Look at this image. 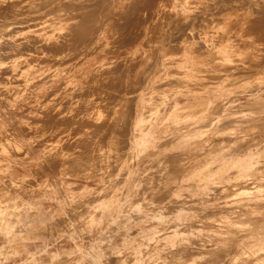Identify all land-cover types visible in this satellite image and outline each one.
<instances>
[{
    "label": "rangeland",
    "instance_id": "1",
    "mask_svg": "<svg viewBox=\"0 0 264 264\" xmlns=\"http://www.w3.org/2000/svg\"><path fill=\"white\" fill-rule=\"evenodd\" d=\"M37 1L39 3L43 0H41V1L40 0H33V1L31 0L28 3H30L32 6L30 4H27V3L21 4L18 7V10L20 9V7L25 5L28 7V8L26 7L27 12H25L26 11L25 8L22 7L21 9H24V10H21L22 13L17 12L19 14L17 15V13H16L15 15H17V16L14 15L15 17L13 16L12 18L16 20V19H19L20 17H18V16L21 15L22 19H19V20L24 21L25 17L26 18L28 17L27 19H30L29 17H31L32 14H35V13L31 12L30 10L32 8L34 9L33 6L36 5ZM84 1L85 0H83V2H82V0H81L83 6L85 4V6H84L85 8H88L89 6H91L92 9L94 7V9L99 10L101 13L97 12L100 14V15L98 14L99 15L98 16L96 11L93 9L95 12L92 11V13H89V14H87V13L85 14V12H84L82 14V12H83V11H81L82 9L80 10V12H79V10H77L78 8L80 9L83 7L82 5H80V3H81L80 0H68V1L65 0V2H68V3L74 2V4L77 3V5L79 2V5L81 6L80 7L78 5L79 7L77 8L75 5H72V3H71V4H69V6L72 5V6H70L71 10H69V8L66 10L67 12L71 11V13H75L77 11L79 14L78 15L76 12L75 17L78 16V18L74 19L73 21H75V20L79 21L80 25H79V23L76 25V28L74 29L75 31L73 29L70 30L73 37L70 36V34H71L70 32H67V30H64L65 28H63L66 25V20L64 21L61 18L58 19L57 15L47 16L46 17L47 19H48V17H50L48 19L49 21L46 18H44V20L47 21V23H49L50 26L47 25V28L45 27L46 29L44 28L41 32H37V34H38L37 36H36V32L34 34H30V33H33V32H31V30L37 29V28H33V27L24 29L23 31H21L20 34H19L20 31H17L18 29L16 30L15 27H12V28H14V30H13L14 32L9 33V34L12 33V35H7L6 33H8L10 31V29H12V28H9V29L3 28V25L5 24L6 21H8V22H6L7 24H14L15 26L25 24L26 22L22 23V21H19L18 23H15L16 21L13 20L12 18H5L4 19V18L0 17V19H1V21H0L1 22L0 23V29H1L0 30V32H1L0 33V51H2L4 48V50L2 51L4 54L2 52H0V55H1L0 56V59H1L0 69H1V71H3L2 74H0V82L5 81L6 80L5 77L7 75L9 76V79H7V81H9V82L5 81V82H7L6 84L4 82H1L3 84L0 83V85H3L2 87H0V89H1L0 93L6 94L5 92L9 90L8 89L9 87H13V85L14 86L18 85L17 87H13L15 89L10 88L11 95L9 93L10 90L8 91V94H6V96L3 94L5 97H7L6 99L3 95H0L1 99L3 98L5 101V104H6V106H5V104L4 105L2 104V103H4V101L3 102L0 101V145H1L0 146V174H1L0 175V179H1L0 184L3 180L8 181L7 179L19 180L23 176L31 178L30 180L25 181V183L23 184L24 187L28 186L27 190L24 187H22L23 185L22 186L20 185V187L23 188V189H20L19 185L17 187V185H13L10 182H9V184H10L9 186L11 188L8 186V184L6 185V182H2V184L4 183V185H5L4 188H8L7 193H6V189L2 190L3 188L0 187V189H1V191H0V218L1 217L8 218L10 221V223H9L10 226H12L14 229L11 238L6 237L4 234L5 233L4 231H2V232L0 231V235L2 238V240L0 241V244L2 245L5 243V246L3 247V249L0 253V264H19V260L21 258H27L28 264H77L75 262L76 260L79 259V256L77 254H74L73 256L68 255V254H62V256L58 257V259H54L55 261L58 260L57 262L52 261L50 263L49 262L45 263L44 258H40V257L36 258V256H32L31 254H28L27 252H28V250L35 248V245H41L44 241L49 244V247H48L49 250L54 251V250L60 249L62 252H66V253L70 252L71 250H73L75 248V242L68 238V234L70 232H72L76 236H80V237H78L77 242L79 244H83V241H84L83 238H86V236H88L89 232L92 231V229L101 220V218H104L102 221V226H104L105 231L107 233L105 235L103 241H102V246L105 249V254L103 255L102 259H103V263H105V264H116V263L117 264H125V263L126 264H148V263L152 264V262L154 264H161V263L163 264L165 260H166V262H165L166 264H171L172 260L174 261L173 264H176V262H177V264H183L184 262H185L184 264H186V263L187 264H193V263L194 264H196V263L197 264L198 263L199 264H206L207 262H208V264H264V224L258 223L257 221L255 222V219H252L253 216L254 217H264V206L262 205L264 203V186H263L264 185V160H261V159H264V147H263L264 142H262V141H264V138H263L264 137V135H263L264 134V132H263L264 131V114H260V113L255 112L257 110L255 105L259 101L264 103V99H262V98H264V93H263L264 92V65H263L264 61H262V60H264V55H263L264 54V43H263L264 42L263 41L264 40V38H263L264 34L262 33L264 31V29L262 27V26H264V24H263L264 17H262V16H264V6H263L264 0H259V1L255 0L256 5L254 4L255 3L254 0H251V1L245 0L248 2V4H247V2L245 4L244 0L243 1L242 0H239V1L236 0L237 2L235 0H233L234 4L232 1H229L230 3H228L227 6L225 5L226 7L223 6V12H222V7H221V10H219L218 8L212 7L214 3L219 4L218 0H205V2H204L205 6H204V4H202L203 3L202 0H201L202 3H201V1L199 2V0H197V2H196V0H191L190 4L193 6V4L196 3L197 5L196 6L194 5V6L196 9L198 8V11H199L200 3H201L202 7L200 6V8H203V9L200 10V12L201 11H202L201 13L204 12L203 13L204 17L202 14L200 19H198V17H199V15H201V13L198 12L196 9H194V6L192 7L191 5H189V0H187L188 4L184 3L183 1H182L183 2V4H182L181 0L180 1L177 0V2H176V0H174V1L173 0H159V4L161 6L158 4V2H156L158 0H154V1L151 0L149 2V5L151 6V8L149 7V5H147L148 0H147V3H146V0H142V2H141V0H111L110 1L111 3L109 2V0L108 1L105 0L108 3L104 2L103 0H101V1L98 0L99 1V3H98V1L95 0L97 2L96 4H98V6L95 5V3H92L94 0L93 1L92 0H89V1L86 0V3L88 5L87 7H86V3H84ZM131 1H132V3H131ZM134 1H135V3H134ZM164 1H166L167 4L164 3ZM171 1H172V3H171ZM155 2H156V4H154ZM173 2L175 4H173ZM185 2H186V0H185ZM210 2L211 3L213 2V3L211 4ZM2 3L4 5L5 1H3ZM137 3H138V6H140V4L143 5V6H140L141 8H139L140 10L138 11V13L136 11L138 8ZM176 3H178V4L181 3L182 5L180 4L178 6L179 8L177 7L178 9H176L175 7L178 5V4L176 5ZM231 3L234 6H232ZM241 3H242V5H241ZM258 3H259V5H258ZM99 4H100V6H99ZM130 4H131L132 8L130 7ZM164 4H166V6ZM171 4H173V5H171ZM235 4H236V7H235ZM253 4L255 5L256 8H259V11H261V12L263 11V12L262 13L255 12L256 10L258 11V9L253 8V6H254ZM58 5L60 6V4L56 1V2H54V4L50 5L51 7L49 6V8L55 9L53 7H58ZM184 5L186 7H184ZM237 5L238 6L241 5V6H239L241 8L239 9V7ZM30 6H31V8H30ZM69 6L66 3V7H69ZM73 6L77 9L72 10ZM159 6L164 10L159 9L160 8ZM172 6H173L174 10H173V8H171ZM180 6H183L182 8H185L184 9L185 12L181 11L183 9H181ZM95 7H97V8H95ZM98 7H101V8L98 9ZM133 7L136 10H134ZM207 7H209V8L207 9ZM104 8L105 9L107 8V9L105 10ZM127 8H128V11H129V8L136 11V12H133V10H130L131 15H134V16L130 17L131 15H129V17H128V14H130V13L126 10ZM145 8L146 9L149 8V11H146ZM186 8H188V11H186L187 10ZM225 8H229V10H231V11L233 10V13L231 14V12H229V10L225 9ZM234 8L237 10V12L235 10V13H234ZM88 9H90V8H88ZM122 9H124V10L122 11ZM217 9L219 10V12L217 11ZM18 10H16V11H18ZM160 10H162V12L165 11V12H163L165 14H163L162 12L160 13ZM190 10H193V11L190 12ZM194 10L197 11V14H196V11H194ZM73 11H75V12H73ZM90 11H91V9H90ZM125 11H127L128 13ZM141 11H143V12H141ZM156 11H157V13H160V14H158L159 16L157 15ZM180 11L183 13H181ZM209 11L212 13H210ZM225 11L227 14L225 13ZM122 12H125L123 14L125 16V19H124L123 15L121 16V18H119L120 15L122 14ZM144 12H146V13H144ZM147 12H149V13L153 12L154 14L149 15V14H147ZM186 12H189V13L186 14ZM214 12H215V14L213 15ZM217 12L220 14V15L218 14L219 17L217 15ZM135 13L137 16L135 15ZM140 13H142V14H140ZM169 13L172 14V16H174L173 14H175V16H174L175 19H174V17L170 16ZM193 13H194V15H192ZM209 13L211 14V16L209 15ZM229 13L231 16L229 15ZM241 13L245 17L241 16L242 15ZM145 14L149 15V16H147L148 18H145L146 17ZM179 14H181V15L179 16ZM224 14L226 15V17H224ZM260 14H262V15H260ZM93 15H94V17H92ZM101 15H102V17L99 18ZM143 15H145L144 16L145 22H144V20H142V19H144ZM154 15H157L158 17L154 16ZM160 15H162L163 17H160ZM186 15H187V17H186ZM196 15H198L197 18H196ZM205 15L207 18L205 17ZM208 15H209V18L211 17L210 21L213 19L211 22L208 21L209 20ZM56 16H57V19L55 18ZM80 16L81 17L84 16V17L81 19ZM135 16H136V18L139 16V18H137V20H135ZM151 16L152 17L154 16L156 19L154 20V17L152 19ZM177 16L178 17L185 16L186 19L185 18L183 19V17L180 18L181 19L180 21L182 22V24L185 25V26H183L184 29H183L182 25H179V24H178V26H181L182 29H179L180 27L178 28L177 23H181V22L179 21V18ZM189 16H192V17H189ZM254 16H255V18H254ZM52 17H54V18H52ZM86 17H87V20H86ZM90 17H92L94 19L96 17L95 21H93L94 19H92L93 22L91 20H89ZM126 17L128 20L126 19ZM216 17L219 21L216 19ZM26 18H25V20H26ZM97 18H98V20H97ZM166 18H167V20H166ZM193 18H195V20ZM205 18L207 20H205ZM234 18H236L237 21ZM239 18H240V22L242 21V23L240 24V22H239V24H237V25L234 24V26H235L234 27L232 22H230V21H232V19H233V22L235 20V22L238 23ZM243 18H245L244 20H246L248 22H245L243 24V21H244ZM247 18H248V20H247ZM262 18H263V21H262ZM31 19H33V17H31ZM120 19L123 22H121ZM122 19L127 20V21H124ZM197 19L199 21L198 24H196ZM202 19H204L206 22H204V20H202ZM253 19L254 20L257 19V20L254 21ZM3 20H6V21L3 22ZM10 20H12V22ZM30 20H28V21H30ZM37 20H43V19H37ZM55 20H57V22ZM101 20H102V22H101ZM117 20H119V22ZM140 20H141V22H140ZM146 20H147V22H146ZM161 20L162 21L165 20L164 22L166 23V27L164 26L165 24ZM174 20H175V22H174ZM51 21H52V23H51ZM88 21L90 24H92V26L88 23ZM130 21H131V24H129V26H130L129 27L128 23ZM138 21L140 23V24L139 23L138 24L139 25L142 24V26H139L137 24ZM170 21H171V23H170ZM188 21L191 25H194V26L192 27L191 25H188V23L186 25V22H188ZM201 21H203V22H201ZM259 21H261V22H259ZM2 22H3V24H2ZM62 22H63V24H61ZM97 22L99 25L101 23L102 24L99 26V25H97ZM152 22H154V23H152ZM116 23H118V24H116ZM123 23H125V24H123ZM132 23H133V25H132ZM192 23H194V24H192ZM205 23L207 24L206 26H205ZM83 24L85 26H83ZM86 25H88L87 29H86ZM134 25L136 26V28ZM152 25H155V28ZM158 25L160 27H158ZM257 25H261L259 29H258L259 26L257 27ZM1 26L3 29L1 28ZM58 26L60 28H58ZM79 26H81V27L83 26L82 27L83 30H85V29L88 30V28H89V30L93 34L90 33L89 30H88V32L83 31L84 32L83 33L81 27L79 28ZM97 26H98V28H97ZM132 26H134V28ZM171 26H174L176 31L174 30L173 27L171 28ZM208 26H210V27H208ZM251 26H253V27H251ZM84 27H85V29H84ZM90 27L91 28L93 27L96 31L93 28L90 29ZM122 27H123V29H122ZM152 27L156 31L154 34L152 32L148 33L150 31V29L153 31ZM157 27L163 33L157 31L158 30ZM230 27L233 29H231ZM244 27H246V28H244ZM254 27H255V29H253ZM50 28H52V29L50 30ZM77 28L80 29L81 31L78 32ZM127 28H128V30H126ZM168 28L170 29L169 31H168ZM228 28H230V29H228ZM55 29H56V31H59V33H58V35H56L57 37L56 36L52 37L53 39L64 40L65 45L67 43L68 44L71 43L70 45L67 44L68 47L70 46L69 48L67 47V45L66 46L63 45V47H67L66 50L63 47L62 48L60 47V49H62V50H60L59 47L58 48L56 47L57 49L54 47L56 50H52V52L55 51L56 54L59 56H57L55 54V52H53L54 54L51 52L53 54L52 55L49 51L45 52V50H43V52H42V50H41V49H44V48H41L42 39L44 40L45 38L46 39L48 38L47 37L48 35H45V34L46 33L48 34V32H51ZM66 29H68V28H66ZM97 29H98V32H97ZM120 29H122V30H120ZM130 29H131V31H130ZM133 29H136V31H133ZM261 29H262V31H261ZM2 30H4V31H2ZM48 30H50V31H48ZM139 30H141L142 32H140ZM171 30H172V33H171ZM244 30H245V32H244ZM252 30L254 31V33L257 34V36H255L256 34L254 35V33H252L253 32ZM258 30H259V32H257ZM61 31H62V34H61ZM93 31L96 33L94 34ZM120 31H122L124 33V35H122L123 37L119 36L122 33ZM128 31H130V32H128ZM138 31L140 34H138ZM167 31H168L167 34H170L171 36L166 35ZM17 32H18V34H17ZM127 32H128L127 39H125L124 36H126ZM178 32H182V33H179L181 36L180 35L176 36V35H178ZM260 32H261V34H260ZM68 33H70V34H68ZM78 33L81 34L82 38H80L81 36H80V34L78 35ZM134 33L137 36H135ZM29 34L31 36L30 38H29ZM41 34H44L45 36L41 35ZM63 34H65V35H63ZM66 34H68V35L66 36ZM75 34H76V36L78 35V37H75ZM85 34L87 35V37H89V38H87L89 40L92 37L91 41L85 39L86 38ZM129 34H131L132 36ZM148 34L151 36V38L148 36ZM151 34L154 36H152ZM163 34H165L166 36L165 35L163 36ZM259 34H260V37L263 34L262 38H261L262 41H261V39L255 40L259 36ZM25 35H26V37H25ZM91 35H93V36H91ZM156 35H157V37H156ZM173 35L176 39L173 38ZM41 36H42V38H40ZM61 36L64 37L65 39L62 38ZM115 36L117 37L116 39H115ZM130 36H131V38L133 36L135 38L129 39ZM147 36H148V39H154V42H153V40L146 41ZM188 36L190 38H188ZM1 37H2V39H1ZM20 37L25 38V40L27 38H29V40H28V42H27V40L26 41L20 40L21 39ZM35 37L37 40H38V38H40V41L38 40L37 42H34V40H36ZM67 37L69 38L68 40H67ZM118 37H120V38H118ZM121 37H122V39H121ZM152 37H154V38H152ZM169 37H170V39H169ZM177 37L179 39L178 41H177ZM260 37H258V38H260ZM71 38L73 39V43H72V41L71 42L69 41ZM155 38H156V40H155ZM164 38H166V39L163 40ZM238 38H240V39L238 40ZM30 39L32 40V42ZM80 39L83 41V43ZM83 39H85V40H83ZM124 39H125V41H124ZM172 39H174V42L172 41ZM2 40H3V42H1ZM9 40L11 42H9ZM16 40H17V42H16ZM86 40L88 43L92 42V41L93 42H92V44L89 43V45H88V44H86L87 42H84ZM175 40H176L177 44L175 43ZM13 41H15V43ZM18 41L20 42V44ZM22 41H24V42H22ZM25 42H27V43H25ZM75 42L78 43V45L80 43L81 47H83L84 49L79 48L80 46L75 44ZM198 42L200 44H198ZM1 43H4V45ZM6 43H8V44L6 45ZM22 43H23V45H22ZM31 43H34V44L31 45ZM163 43H164V45H163ZM170 43H171V45H170ZM202 43H203V47H202ZM9 44H10V46H9ZM18 44H19V46L22 45V46H20L21 48L19 46H16ZM26 44H28V45L30 44L29 46L31 48L28 47L27 50H25ZM36 44H37V46L39 45L40 47L37 48ZM234 44H236L237 47H236V45L234 46ZM259 44H260V46H259ZM5 45H6V47H3ZM11 45L16 46L17 48L19 47L18 50H17V48L15 49L14 46L12 48ZM45 45H43L42 47H44ZM75 45H77V46H75ZM86 45H87V47H86L87 49L84 47ZM111 45H112V47H111ZM166 45L167 46L169 45V46L167 47ZM174 45H176V46H174ZM162 46H163V48H162ZM165 46H166V48H164ZM171 46H172V48H171ZM181 46H183V47H181ZM199 46H201V47H199ZM257 46L260 47V49H261V47L263 49L260 50V49H258ZM7 47L10 49L9 50L10 52L8 51ZM33 47L36 48L37 50L32 49ZM73 47H76V49ZM5 48L7 50H5ZM11 48H12V50H11ZM156 48L160 52L156 51ZM255 48H257L258 50ZM38 49H40L41 52H40V50L38 51ZM74 49L76 51H74ZM57 50L60 51L59 54H58ZM63 50H64V52H63ZM77 50H79V52ZM164 50H166V51H164ZM246 50H248V51H246ZM5 51H8V52L6 53ZM23 51H25V52H23ZM28 51L29 52L35 51V52H30L33 54V55H31ZM255 51L256 52L259 51L258 52L259 54L255 53ZM18 52L20 55L18 54ZM211 52L213 54H211ZM9 53H12L13 56H11L12 54L10 55ZM36 53H38V54L36 55ZM42 53H43L44 57L42 56ZM48 53H49V55H48ZM148 53H150V55H151L150 57L154 56V59H156L155 62L152 61L153 58H150L151 60L149 58H147L148 60L143 59L144 58L143 54H145V58H146V54H148ZM156 53H157V56H156ZM166 53H167V55H166ZM217 53H218V55H217ZM251 53H253V54H251ZM22 54L24 55V57ZM34 54L36 57L34 56ZM4 55L6 56V60H4L5 59ZM25 55H27V56H25ZM73 55H74V57H73ZM238 55L240 57H238ZM251 55H253V56L257 55L258 57L257 56L253 57ZM261 55H262V57H261ZM7 56L8 57L10 56V57L8 58ZM20 56H21V59H20ZM47 56H48L50 62L47 61L48 60ZM137 56H138V58H137ZM139 56H141V57H139ZM241 56L242 57L245 56V58L243 57L244 60L242 59ZM32 57L34 58V61L36 59L38 60L35 63L38 62V63H40V65L41 64H43V65L36 66L38 63L37 64L31 63V62H34ZM41 57H43V59H41ZM51 57L52 58L54 57V58L52 59ZM162 57H164V58H162ZM259 57H261L262 59ZM15 58H17V60H19V63H17L18 61H15L16 60ZM39 58H40V61H39ZM44 58L47 60H45ZM23 59L26 61H23ZM139 59H140V61H139ZM142 59L145 60V62L141 61ZM12 60H13V62H10ZM260 60H261V62H259ZM8 61L12 64H10ZM28 61L30 62L31 65L28 64L29 63ZM44 61H46V63ZM55 61H57V62L55 63ZM216 61L220 62L221 64L220 63L217 64ZM224 61H226V63ZM14 62H16L17 66H18V70H17V66ZM120 62H122L124 65ZM130 62H132V63H130ZM133 62H135L137 67L135 66V64ZM139 62L145 63V67H147V66L148 67L147 68L138 67ZM222 62H223V64H222ZM20 63H22L23 66H25V65H28V66L30 65V66H29V68H28V66H26V68H25L21 65L22 66L21 67ZM101 63H105V64L103 66H100ZM117 63H119V65ZM156 63H158V64H156ZM150 64H151V66H150ZM252 64H255V65H252ZM7 65H10V66H7ZM116 65H118V66H116ZM120 65H122L123 67ZM249 65L250 66L252 65V67H250ZM256 65L257 66L259 65V66L257 67ZM3 66H5L6 71H9L10 74L4 72L5 68H3ZM19 66H20V68L23 69V71L19 68ZM33 66H34V68H35V66L37 68L34 69ZM237 66H239L240 69L237 68ZM9 67H12V68L9 69ZM13 67H15V68H13ZM149 67H150V69H149ZM248 67H250V68H248ZM125 68H127V69H125ZM144 68L146 71L142 70ZM251 68H253V69H251ZM13 69H15V70H13ZM27 69H30V71H28ZM32 69L35 71H33ZM236 69H238V70H236ZM16 70L18 73L16 72V74H15ZM122 70H124V71H122ZM130 70H132L133 72ZM140 70H142V71H140ZM240 70H242V72ZM249 70L253 71V73L250 72ZM12 71H14V74H12ZM117 71L119 72V74ZM151 71H152V73H151ZM236 71L239 73H237ZM257 71H259V72H257ZM32 72H33V74H29ZM103 72H105V75L102 74ZM123 72H124V74H123ZM136 72H138L137 74L139 76L136 75ZM143 72H144V74H142ZM3 73H4V77L2 76ZM19 73H22V75L20 74L18 76L17 74H19ZM50 73H52L53 75ZM121 73L123 75H121ZM128 73L130 76L128 75ZM140 73L142 76L140 75ZM116 74H118L119 76H117ZM13 75H14L13 79H15V78L17 79L16 76H18V80H20L21 83H20V81L17 82L18 80H16V79L14 80V81H16L15 82L16 84L14 82L12 83L13 79L10 81V79H11L10 77H12ZM47 75H49V76H47ZM111 75L115 76V77L117 76L116 79H118V81L115 79V81L112 80L113 81L112 82L111 79L114 77H111ZM25 76H26V79L24 80ZM120 76H121V78H120ZM93 77H95V80L98 77L97 80L99 82L95 81L96 82L95 83L93 81L94 80ZM100 77H101V79H100ZM132 77H134V78H132ZM140 77H142V79ZM175 77H177L178 81L176 80ZM1 78H2V80H1ZM70 78H72V79H70ZM139 78H140V81L138 80ZM102 79L106 81L105 85L104 84L102 85V83L100 84V81L103 82ZM123 79H124V81H121ZM133 79H135V80H133ZM196 80H198L200 83H198V81H196ZM202 80H205V81L203 82ZM133 81L135 82V84H131V83H134ZM138 81H139V83H138ZM163 81H165V83ZM92 82H94V83H92ZM126 82H127V84H126ZM188 82H190V83H188ZM9 83H12V84H9ZM17 83H19V84H17ZM118 83L120 85H118ZM181 83L182 84L184 83V85L182 86ZM4 84H5V86H4ZM108 84H112V87H111V85L109 86ZM114 85H115V87H114ZM179 85H181V86H179ZM7 86H9V87H7ZM61 86H62V90H61ZM138 86H140V87H138ZM86 87L87 88L89 87V89L92 90V94H90L91 91L88 90ZM91 87H96V90H95V88H91ZM4 88H5V90H4ZM28 88H29V90H28ZM57 88L58 89L60 88L59 90L61 91V93L58 91ZM118 88L119 89L122 88V89L119 90ZM130 88H131V90H129ZM63 89H65V90H63ZM69 89H71V90H69ZM100 89H102V90H100ZM133 89H134V91H133ZM2 90H3V92H2ZM127 90H128V92H127ZM51 91H54L55 94H54V92H51ZM87 91L89 92L88 94H87ZM95 91H97V93ZM58 92L60 93V95H58ZM100 92H101V94L103 92H105L106 94L110 92L111 94L109 93V95L107 94V96H106V94H104V93H103L104 95L103 94L101 95ZM94 93H96V94H94ZM171 93H172V95H171ZM46 94H47V96H45L46 98L47 97L49 98V95H50L51 98H53V96H55L56 99L54 98L55 100H53V99L49 98L46 100V98L44 97V95H46ZM51 94H53V95L51 96ZM68 95H71V96H68ZM97 95H99L101 97L98 96V98H97L96 97ZM58 96H60V97L57 99ZM75 96H77V97L75 98ZM104 96H105V98H103ZM67 97H68V101H67ZM192 97L200 98V99H197L198 100L197 102H195L196 103L195 108H191V107L187 106ZM65 100H66V102H65ZM205 100H207L206 103L208 102L207 103L208 105H204V104H206ZM157 101L159 104L157 103ZM202 101L204 102V104ZM57 102H59L58 103L59 106H58ZM60 102H61V104L63 102L66 106L63 104L61 105ZM106 102L110 105L106 104ZM109 102H112V103H109ZM116 102H117V104H116ZM130 102L133 103L132 105H135V106H132ZM198 102H200L201 106L199 105ZM78 103H81V105H78ZM83 103H85V106L87 105L86 103H88L87 106H89V107L82 108L84 106V105H82ZM93 103L95 106L97 104L99 106H100V104H101V106H103V104L108 105V106H107V109H106V106H104L106 110H104V108L102 107L103 109L101 108L100 109L101 111L98 112V111L93 110V108L90 109L91 106L93 107ZM123 103H124V105H123ZM128 103L131 106L128 105ZM155 103L157 106L154 105ZM190 103H191V101H190ZM54 104L56 105V107H54ZM115 104L117 106H115ZM176 104H178V106H181L183 111H184V108L186 106L188 108H185L186 110L184 112L180 109V112L175 111V113H174L173 111H174ZM183 104H187V105L186 106L184 105V107H183L182 106ZM39 105H40V107L38 109ZM32 106H35V108H32ZM63 106H65V107H63ZM67 106H69V107H67ZM74 106H77V107H74ZM111 106H112V109L110 108ZM128 106H130L132 110L130 109V107L128 108ZM145 106L147 107V109H145L146 108ZM149 106H151L152 111L150 108H149L150 110L148 109ZM212 106H213V109H212ZM30 107L32 109H29ZM48 107H51V108L53 107L50 112H52L53 114H56V117L54 115V117H55L54 119H56V120L51 119V117H50V119L52 121L49 118H48L49 120H47V118H46L47 116L45 117V119H42V118L39 119L40 114L47 111L46 109ZM57 107H60V108H57ZM70 107L73 110L67 111V109L68 108L70 109ZM132 107L134 108V110ZM7 108H10V110ZM25 108H27L28 110ZM64 108H66V109L64 110ZM81 108H82V111H84V115H85V110L88 108V110H86V112L87 111L88 112L84 116L85 118L87 117L86 118L87 124L84 123L85 118L82 115L83 112L81 111ZM113 108L114 109L116 108V109L113 110ZM246 108H247V110H246ZM54 109H55V111L58 109H61V110H58V113L60 112L62 114V116H60L61 115L60 113L59 114L56 113L57 111L55 112ZM110 109L112 110L113 113L111 112ZM159 109H160V111H159ZM192 109L195 112L191 113ZM22 110L24 112H22ZM107 110L109 112L106 113ZM148 110L150 111L149 113H147ZM229 110H231V111H229ZM72 111H73V115L74 114L76 115V116L74 115L75 117L72 115V113H71ZM80 111H81V114H78V112H80ZM200 111L202 113H200ZM226 111H227V113H225ZM242 111L244 114L247 113L248 116H246L247 114L246 115L241 114ZM17 112H19V113L17 114ZM20 112H22L21 115H19ZM68 112H69L68 116H70L71 118H68L69 121L68 120L66 121V119H67L66 113H68ZM92 112H93V117L95 116L94 113L97 114V117L96 116L94 118L91 117ZM117 112H118V115H117ZM126 112H128V114ZM181 112H182V114H181ZM253 112L256 113L257 115L256 114L254 115ZM64 113L66 116L64 115ZM115 113H116V115H115ZM184 113H187V114H184ZM220 113L222 116H219ZM223 113L225 114V116ZM230 113H232L231 116H230ZM26 114L29 116H25ZM106 114L107 115L109 114V117ZM148 114H149V116H148ZM233 114L234 115L236 114L235 115L236 119H235V116ZM1 115H2V117H1ZM63 115L65 117H63ZM78 115L80 117L77 118ZM105 115H106V119L104 120L103 117ZM184 115H185V117H184ZM186 115L187 116L191 115L192 119H190L191 117H189V116L187 117ZM13 116L14 117L16 116V117L14 118ZM115 116H117L116 119H115ZM129 116H130V119H129L130 123H128L129 125L126 124V126H125V123L128 122L126 120L129 118ZM216 116H217V118L215 119ZM232 116H234V117H232ZM32 117H35L37 121L34 120L35 118H32ZM57 117H59V119ZM60 117H61V119H60ZM72 117L77 118L79 120V122L78 121L77 122L82 124V125H79L78 123H76L77 119L75 120V122H74V120L72 121V119H73ZM88 117H91V120L93 121V123L91 120H89L90 118L88 119ZM98 117L100 118V120H98L99 119ZM113 117H114L115 122L116 121H119V122L115 123L113 121ZM119 117L122 118V120ZM182 117H184V118H182ZM220 117L222 120L220 119ZM238 117H239V119H238ZM13 118L17 119V121L14 120ZM63 118L65 119V121L67 123L63 120ZM110 118H112V119H110ZM144 118H146V119H144ZM227 118L230 120V122ZM30 119H32L33 122ZM41 119H42V122H44L46 124H50V121H51V124H50L51 126H53L54 122L56 123V125H57V123H58V125H60L62 123V121L65 122L66 125L64 123H62L64 126L63 125H60V126H63V127L66 126V128L71 127L70 125H72V126L75 125L76 129L79 126H82L81 128L77 129L78 131H75L74 136L77 134L80 136V134H82V132L84 133V131H86V129H89V131L92 130L90 133L88 131H86L84 133V135L87 134V136H89L88 134H91L93 132V130L95 131V129H96V131H99L98 130L99 128H96V126L100 127L99 125L102 124L103 121H105V123H106L107 120L108 121L112 120L115 123V125H114V123L111 124L112 121H110L111 125H109V123L107 121L106 124L105 123L102 124L103 126L104 125L106 127L108 126L106 129H105V126H104V128L100 127V129L103 128V130H101L102 133H100L101 131H99L100 134H98L97 132H96L97 134L92 133L93 136L90 135L91 137H87L85 135L87 138H89V140H87V138L84 136V137H82L83 138L82 143L78 142L79 141L78 139H80V141L82 139L81 137L78 138V136L77 137L75 136L78 141L75 139V137H73V139L76 142H74V140H73V142H71V144L65 143V141H63L62 143H64V145L61 143L63 146H65L66 144L71 145V146L66 145V148L63 147V148H65V150H63V148L60 149L61 144L59 142H61V140H59V138H61V136H59V135H61V134H59V132L61 131V128H62V131L65 128L64 129H63V127L60 128V126L58 127V125L56 127V125L54 124L55 125V126H53L54 129L58 128V129L54 130L53 127H51L50 125L46 126L47 128L44 127L45 124L38 125L39 121L41 124ZM70 119H71L72 123L69 125ZM80 119L81 120L83 119V120L80 122ZM93 119L98 120L101 123H99L98 121H94ZM101 119H102V121H101ZM28 120L31 122V125L32 124L34 125L33 129H36L39 126L44 127L45 131H44V129H42V131L40 130L42 127L38 128L40 131L38 129H36L40 132V134H42L44 132L42 134V137L39 134H38L39 136L37 135L36 130L30 129V128H32V126L28 127V125L30 126V124H29L30 122L27 123ZM45 120H47V122L49 121V123L45 122ZM123 120L125 123L123 122ZM169 120H170V122H169ZM213 120H214L215 125H213L214 124ZM89 121H91L90 125L88 124ZM121 121H122V123H121ZM220 121L222 122V124ZM24 122L27 123L26 126H24L25 125ZM34 122L36 124L38 123L37 124L38 127L35 125ZM52 122H53V124H52ZM95 122H97V123H95ZM168 122L170 124L167 125ZM171 122H173V123H171ZM234 122H235V124H234ZM246 122H248L250 124V126ZM14 123H15V126H14L15 128L17 125L22 126L24 129H27L26 127H28L31 132H29L28 129H27L28 130L27 131V130H24L22 128L24 130V131L23 130L22 131L24 132L25 135L23 134V136H21V139L16 138L17 135L20 138L19 135L20 134L22 135L23 132L21 131L20 127H18V129H16V131L19 130V128H20L19 132L21 131L22 133L21 132L18 133V131L17 132L12 131V130H14V128L12 129V124L14 125ZM210 123H213V124H210ZM218 123H219V125H217ZM93 124L95 127L93 126ZM164 124L167 128L164 126ZM208 124H210L211 126ZM230 124H232V125H230ZM86 125H88V126H86ZM140 125H141V127H140ZM146 125H147V127H145ZM116 126L118 128H116ZM124 126H125V128H124ZM142 126H144L145 128L143 129ZM160 126H162V127H160ZM177 126L178 127L180 126V127L177 128ZM254 126H256V127H254ZM34 127H36V128H34ZM120 127H121V129H120ZM126 127H127V129H130V130H128L129 134L127 133ZM251 127H252V130H251ZM257 127H258V130H257ZM82 128L84 131H81ZM112 128L114 130L116 129V132L113 131ZM122 128H123V131H122ZM174 128H175V130H173ZM183 128H185V129H183ZM208 128L209 129L211 128V132L208 131L209 130ZM218 128H219V130L217 131ZM245 128L247 129V131H250V132H246ZM248 128H249V130H248ZM10 129H11V131H10ZM104 129H105V131H104ZM107 129L109 130L108 133H110L112 131L111 134H108V136H107V132H106ZM124 129H126V130L124 131ZM161 129L162 130L164 129V130L162 131ZM233 129H236V130H233ZM32 130L35 131L36 134L34 132H32ZM48 130H50V131H48ZM79 130H80V132H79ZM118 130L119 131L121 130L122 132L121 131L119 132ZM171 130L173 132H169ZM203 130H204V132H203ZM221 130H223V131H221ZM228 130H231L232 133L234 131V134H231L230 131H229V133H230L229 134ZM256 130L259 131V133ZM46 131H48V132H46ZM54 131L58 132V134ZM103 131L105 133H103ZM160 131H161V133L158 134ZM239 131H241L242 134H238V133H241ZM10 132H12V133L9 134ZM13 132L15 134L14 136L12 135ZM45 132H46V134L47 133L49 134V132H50V135L47 136L45 134ZM51 132L52 133L54 132V133L51 135ZM125 132L127 133V135L125 134ZM147 132L150 133V136L145 135ZM251 132H252V134L253 133L254 134L253 135L250 134ZM255 132H257V133L255 134ZM26 133H28L27 136H26ZM55 133L57 134V136H54ZM113 133H114L115 138H114V136H111V135H113ZM116 133H117V135H115ZM122 133L125 136H127V138H126L127 140L125 139V141L127 143H129L128 147H127V145H128L127 143H126V146H124V144H125L124 139H123V143L121 142L122 138H125V136H123V135L121 136ZM226 133L229 135H227ZM248 133H249V136L251 135L250 136L251 139L248 136ZM156 134H157V136H156ZM222 134L224 135L223 137H222ZM244 134L247 136L245 137ZM257 134H259L260 138L257 136ZM43 135H46V138L48 137L49 140H47L48 138L46 139L45 136L43 138ZM95 135H98V136L103 135L102 137L106 136L105 139L101 138V136H99V137L104 141L106 140L105 143H106V145L107 144L108 145L105 147H107L108 151L109 150H111V151L108 152L106 150V148L102 149L101 146H104L102 144H99V146L97 148L96 146L98 143L97 142L94 143V141H98L99 137H97V136L94 137ZM232 135H234L236 138L235 137L233 138ZM240 135H242L241 136L242 139L240 138ZM9 136H10V138H8ZM12 136H13V138H12ZM52 136H54L55 138H52ZM110 136L114 140L113 141L111 139V141H113L112 144L109 143V142H111L110 140L108 142V139L111 138ZM116 136H118L119 138ZM253 136H256V137L253 138ZM261 136H262V139H261ZM57 137H58V139H57ZM92 137H94L95 140H93L94 138H92ZM206 137H208V138L206 139ZM228 137H231V138L227 139ZM244 137L246 138V140ZM84 138H86L87 141ZM96 138H97V140H96ZM146 138L147 139L150 138V141L145 144ZM223 138L227 139V142H225L226 140H224ZM239 138L242 140V142L240 141ZM258 138L261 139V141ZM42 139L44 142L42 141ZM55 139H57V140H55ZM101 139H99V140L101 141ZM119 139H121V140L119 141ZM128 139L130 142H128ZM218 139L221 142H219ZM231 139L233 140L232 142H231ZM235 139H237V141ZM248 139H250V140H248ZM252 139H254V140L257 139V142L259 144L256 143V140H255V143H256L255 144ZM58 140H59V142H58ZM84 140H85V142H84ZM213 140L214 141L217 140L216 143L215 142L214 143L218 147H212V145L215 146V144L212 142ZM88 141L91 142V144H90L91 147H90ZM100 141H99V143L104 142V141L103 142L102 141L100 142ZM243 141H245V142L243 143ZM246 141H248V142L246 143ZM3 142L6 144L5 146L2 145ZM158 142H159V144H158ZM217 142H219V143L217 144ZM222 142H223V144H222ZM224 142H225V144H224ZM39 143H40V145H39ZM84 143H86V145L87 144L88 145L85 146L83 149H80L81 145ZM105 143H103V144H105ZM115 143H116V145H115ZM118 143H120L122 146L119 147ZM231 143H234V145L233 144L231 145ZM51 144H54L55 147H57V144H58V146L60 148L57 147L56 149L59 148L61 150V152H60V150L58 149L60 154H62L63 158H66V160L65 159L63 160V158L60 157L61 155H59V157H58V158H60V160H59L56 156L59 154V152L58 151H56L57 153L53 152L50 156L51 159H48L49 162L52 161L51 162L52 164L50 163V165H52V166H50V168H48L49 167V166L47 167V165H49L48 161L42 162L41 160H39L43 163V167L39 171L38 161L34 159V156L36 155V156L40 157L39 151L40 150L47 151V149L50 147ZM117 144H118V147H117ZM207 144H209V145L212 144V145L209 148L208 147L209 145H207ZM228 144H230L229 147H227ZM235 144H236V146H235ZM17 145H20V147ZM33 145H34V147H33ZM73 145L74 146L78 145V146H76V149H75V148H73L74 147ZM84 145H82V146H84ZM110 145L112 146V149L108 148V147H111ZM113 145H114V147H113ZM240 145L242 146V148H245V149L242 150V148L239 147ZM67 146L70 149H68ZM155 146H158L159 149L157 148V150H156V148H154ZM221 146H222V149H220ZM237 146H238V148H237ZM245 146H247V149ZM99 147L101 148V151H100ZM33 148H35V150ZM207 148H208V150H207ZM211 148H213V149H211ZM24 149H25V151H24ZM122 149L125 152H124L123 156H120L123 154ZM151 149L155 152L153 153V151ZM184 149L186 152L184 151ZM204 149H205V151H204ZM6 150H8V152H6ZM21 150H22V152H21ZM74 150H76V152L78 150H80V152H82V153H80L78 151L75 154ZM86 150L89 152V154L92 153V154H90L92 156H90L88 153H86L88 155L84 154V151H86ZM98 150L100 153L98 152ZM103 150H106V151H103ZM119 150H121V151H119ZM148 150L150 151L149 153H148ZM210 150H213V151H210ZM224 150H226V151H224ZM62 151H63V153H62ZM73 151H74V153H72ZM112 151H114L115 153L112 154ZM116 151H118L119 153ZM197 151H199V152H197ZM66 152L69 154V158L71 157L70 159H67L68 155H66L67 154ZM142 152H143V154H142ZM183 152L185 153V155L182 154ZM64 153H65V156H67V157L64 156ZM101 153L104 155H100ZM109 153H111L113 156H111V154H110V156H109L110 159L109 158L107 159L106 157L109 155ZM145 153L148 155H146ZM174 153H175V155H174ZM192 153L195 154V156L192 155ZM93 154H94V156H93ZM115 154H117V156ZM166 154L168 156H166ZM172 154L175 157H173V156L171 157ZM180 154H182V155H180ZM186 154H189V155H186ZM204 154H206V156ZM95 155L97 157H95ZM177 155H178V157H176ZM200 155H201V157H200ZM111 157H113V158H111ZM180 157H182V159ZM168 158H170V159L171 158H175V159L179 158L178 160L174 159L175 160L174 162H176L177 165H176V163L173 162L172 165H174V166H170V169H172V172H171L172 174L165 176L166 178L162 177L163 180L160 179V177H157L156 179H154L155 181H153V180H147L146 181L145 179H148L146 177H150L153 174L155 175L158 172V168H159L158 166H160V164L162 163V161L164 159H168ZM192 159H193V161H192ZM69 160H71V161H69ZM76 160L78 161V163L80 161L79 165L77 164V162H75ZM110 160H112V161H110ZM187 160L192 161V162L190 161L188 163V164L192 163V165L190 164L191 165L190 167L188 164H186ZM53 161H55L57 163V166L54 165L55 162H53ZM82 161H83V163H82ZM66 162L69 163L70 165L66 164ZM73 162H74V164H71ZM98 162H100V163H98ZM154 162H156V163H154ZM184 163H185V165H184ZM219 163H221V164H219ZM81 164H84L85 167L82 166V167H79L76 169V167L80 166ZM178 164L179 165L182 164L181 165L182 167L179 166ZM59 165H61V167L63 169ZM73 165H76V166H73ZM55 166L57 169L54 168ZM214 166H216V167H214ZM35 167H37V169ZM44 167H45V169H44ZM74 167L76 170H74ZM114 167L116 170L113 169ZM171 167H176L178 170L179 169H181V170L178 171V170H176V168H171ZM184 167L185 168L187 167V168L185 169ZM124 168H125L126 172H125ZM140 168H142V169H140ZM209 168H211V169H209ZM213 168H215V169H213ZM50 169H52V170H50ZM68 169H70V170H68ZM71 169L73 171H75L74 174H72ZM174 169H175V172H173ZM183 169H184V171H183ZM207 169L209 171H207ZM60 170L61 171L66 170V171L61 172ZM109 170H110V172H106ZM154 170L156 171V173ZM41 171H42V175L44 176V178H43V176H41V174H39V172L41 173ZM151 171L152 172L154 171V172L152 173ZM76 172H77V174H76ZM91 172H93V173H91ZM119 172L122 175H120ZM148 172H150V174H148ZM186 172H187V174H185ZM206 172L207 173L209 172V173L207 174ZM35 173H36V176H35ZM37 174H39V175H37ZM202 174H204V175H202ZM138 175H140L142 177H140ZM175 175L178 178H176ZM179 175H180V177H179ZM222 175H224V176L227 175V177L224 178V176H222ZM237 175L239 178H237ZM257 175H258V178H257ZM262 175H263V178H260V177H262ZM174 176L176 179H174ZM244 176H245V178H244ZM255 176H256V178H255ZM36 177H37V180H39V181H37L35 179ZM122 177L124 178V180ZM39 178L42 180H40ZM115 178H116V180H115ZM169 178L172 179V186H171V180ZM241 179L245 180V182L242 181ZM251 179L253 182L251 181ZM122 180H123V182H122ZM156 180L157 181L159 180L158 181L159 183ZM237 180H239V181H237ZM112 181H115V182H112ZM150 181L151 182L153 181V182L151 183ZM162 181L165 184L170 183V185L165 186V184H163ZM221 181H222V184H221ZM235 181H236V183H234ZM216 182H218V185L220 183L219 187H218ZM223 182H225V183H223ZM145 183H147V184L145 185ZM111 184H112V187L110 188L109 186ZM153 184L155 186H153ZM161 184H163V185H161ZM173 184L174 185L176 184V185L173 186ZM210 184H212V185L210 186ZM214 184H216L217 187ZM232 184H236V185H232ZM77 185H79V186H77ZM150 185H151V188H149ZM156 185H157V187H156ZM158 185H159V187L163 186L166 188L167 193L163 194L165 199L164 198L162 200L157 199L155 197L156 195H154V192H152V189L158 188ZM231 185H232V187H231ZM12 186H13V188H12ZM29 186H30V188H29ZM31 186H32V188H31ZM107 186H108V188H107ZM145 186H146V188L148 187L146 190H145V188H143ZM33 187H34V190L37 189V190H35L36 193L33 190ZM62 187L66 189V192H63L61 190ZM113 187H115V188H113ZM215 187H216V189H215ZM221 187H222V190H221ZM224 187L227 189L224 190ZM242 187H244V188H242ZM256 187H257V189H256ZM104 188H106L105 191L109 190L107 192L108 194L105 191H104L105 193L103 192ZM135 188H136V190H135ZM237 188L238 189L240 188V189L238 190ZM29 189H31L32 191ZM95 189H99L100 191L96 190V192H95L94 191ZM241 189H242V191H241ZM12 190H13V192H12ZM20 190L23 192H21ZM235 190H236V192L239 191L238 192L239 195L238 194H236V195H229L228 194L231 191H235ZM250 190L252 192H250ZM3 191H5V192H3ZM93 191H94V193H92ZM112 191L115 192L114 195H113ZM240 192H242V193L240 194ZM101 193L105 196H103ZM201 193H203L204 195L203 194L201 195ZM64 194H65V196H64ZM147 194H149V195H147ZM9 195H11V196H9ZM93 195L94 196L96 195L95 198ZM108 195H111V196H108ZM150 195L153 196V198ZM3 196H5V198ZM12 196H14V197L12 198ZM16 196L20 197L18 199V201H16ZM67 196L71 197L72 202L67 201ZM146 196H148V197H146ZM80 197L83 199H80ZM204 197H206V198H204ZM151 198L153 199V201ZM172 198H174V199H172ZM191 198H193L194 200H192ZM198 198H199V200H196ZM208 198L210 200H208ZM131 199H133V200L131 201ZM186 199L188 201H186ZM203 199H206V201ZM200 200L201 201L203 200V201L200 203ZM130 201H131V203L133 202L134 204H130L129 203ZM183 201H185V203L186 202L187 203L185 204ZM28 202L31 204L28 205ZM81 202H83L82 203L83 205L80 204ZM87 202H89V203L86 204ZM192 202H193V204H192ZM256 202H258L261 206L259 205L260 206L259 207L258 203H256ZM69 203H70V205H69ZM72 204H73V206H71ZM85 204H86L87 208L84 207ZM108 204L113 206L114 217H111V219L114 221H111L108 218V212L110 210L107 211V207H105V205H108ZM127 204H129L130 206ZM166 204H171V205L173 204L172 205L173 208H171L169 211V208L167 206H165ZM81 205H82V207H81ZM185 205H187L188 208H187V206L185 208ZM228 205H229V209L227 207ZM235 205L239 206L237 208L239 211H237V209H234ZM189 206H193V207L191 208ZM199 206H200V208H199ZM219 206L223 207V208L221 209ZM174 207H177V208H174ZM230 207H233V208H230ZM251 207H253V209ZM165 208L167 210H165ZM19 209H20V211H19ZM82 209H83V211H82ZM96 210H99V211H97V214L95 213ZM217 210H219V211H217ZM233 210H234V212H233ZM93 212L96 214V216L94 215L95 217H97L96 219H94V216H91ZM210 213H212V214H210ZM202 215H204V216H202ZM216 215H218V216H216ZM129 216H131L132 219H134V220L129 221L128 220ZM62 217H64V219H62ZM198 219H201L202 221L201 220L199 221ZM213 219H215V220H213ZM58 220H60V222ZM81 220L84 223H81L82 222ZM196 220H197V222H195ZM205 220H207L208 222L204 223L203 221H205ZM209 222H210V224H209ZM211 222L214 225L213 227H212ZM193 223H196L197 225L194 224V225H196V226H194ZM43 224H45V225H43ZM82 224H84V226ZM173 224H175V225H173ZM191 224L193 227L191 226ZM200 224H202L204 227ZM53 225H54V228L52 227ZM189 225H190V227H189ZM199 225H200V227H199ZM205 225H206V227H205ZM177 226H178V228H177ZM182 226H183V228H182ZM207 226H209V228ZM231 228H232V231L230 233H226V230L231 229ZM236 228H237V230H236ZM44 229H45V231H46V229L47 230L49 229V232L46 231L45 233H43ZM188 229H189V231H188ZM15 230H17V231L15 232ZM176 230H178V231H176ZM193 231H195V233H193ZM206 231L208 232L207 236H205ZM213 235L215 237H213ZM216 235L218 237H216ZM123 236L124 237L126 236V238H127L125 240V242L123 241V239H124ZM156 236H157V238H156ZM236 236L238 237V240H237ZM140 238L142 240H139ZM189 238H190V240H189ZM180 239H182V240L180 241ZM198 242H200V244ZM166 244H169V245H166ZM229 244H230V247H229ZM20 245H21V247H20ZM164 245L167 247V249H169V248L170 249L171 248L176 249L177 246L179 247V246L184 245V247L190 246V248L186 249L187 251L189 249L191 251H193V249H194L196 252L199 249V251L197 252V254H194L195 251L191 252L189 250V253L191 252L190 254L192 256L189 254L190 257L187 255L188 257L185 256L186 259L185 258L182 259V257H184V256H182V257L180 256L181 261H183V263L181 261H179L177 257H175L177 260L174 258H171L170 261H167L170 258H167L168 256L164 257V253L167 252V249ZM171 245H173V246H171ZM149 246H152V248H154V250ZM159 246L161 248H159ZM191 246H193V247H191ZM124 247H126V248H124ZM129 247H132V250H134V251H132L131 248H129ZM141 247H143L144 249ZM162 247H164V248H162ZM184 247L182 246V248H184ZM217 248H218V250H217ZM148 249H150L151 251L149 252ZM160 249H161V251H160ZM164 249L166 251L162 252V250H164ZM205 249H206V251H205ZM209 249H211L212 252L208 251ZM212 249H214V250H212ZM215 249H216V251H215ZM147 250H148V252H147ZM224 250H226V251H224ZM122 251L124 252V254ZM202 251L203 252L205 251V252L203 253ZM113 253H114V256L116 255L117 259L113 256ZM134 253H135V255H134ZM205 253H208V254H205ZM220 253L222 254V256L220 255ZM109 254H110V257L112 256L110 259L113 261H111V260L109 261ZM159 254H160V258L162 257L161 255H163V257H164V259H162L163 261L161 260L162 262L160 261ZM200 254H202V255H200ZM120 255H122V256H120ZM128 255H129V258H128ZM64 256L67 257V259ZM62 257H64V259ZM68 257H69V259H68ZM141 257H142V259H141ZM157 257L159 258V260H157ZM202 257L203 258L205 257L206 259L205 258L203 259ZM211 257H212V259H211ZM165 258H167V259H165ZM118 259L120 261L117 262ZM127 259H129V260L125 261ZM184 259H185V261H184ZM105 260H106V262H105ZM186 260H188V261H186ZM204 260H206L205 263H204ZM209 260H211V262ZM150 261H152V262H150ZM109 262H111V263H109ZM82 264H87V263L84 262Z\"/></svg>",
    "mask_w": 264,
    "mask_h": 264
},
{
    "label": "bare ground",
    "instance_id": "2",
    "mask_svg": "<svg viewBox=\"0 0 264 264\" xmlns=\"http://www.w3.org/2000/svg\"><path fill=\"white\" fill-rule=\"evenodd\" d=\"M3 1H5L4 5H3V3H2ZM30 1H31V0H0V17H1V18H4V19H5V18H12L17 12L22 13L21 10H24V9H21L22 7L25 8V10H26L25 12H27V8H28L27 6L23 5L22 7H20L19 10H18V7H19L21 4H23V3L30 4V3H28V2H30ZM32 1H33V0H32ZM40 1H41V0H40ZM56 1L60 4V6L58 5V7H53V8H55V9H51V8H49V6L52 5V4H54V2H56ZM67 1H68V0H67ZM88 1H89V0H88ZM88 1H87V2H88ZM92 1H93V0H92ZM97 1H98V0H97ZM100 1H101V0H100ZM103 1L106 2V3H108V2H107L108 0H107V1L103 0ZM110 1H111V0H109V2H110ZM150 1H151V0H148V3H147V0H146L147 5H149V2H150ZM153 1H154V0H153ZM173 1H174V0H173ZM178 1H180V0H178ZM182 1H183L184 3H186V4H188V3H187V0H186V2H185V0H181V2H182ZM190 1H191V0H189V5H191V4H190ZM200 1H201V0H199V2H200ZM202 1H203V3H202ZM202 1H201V3L204 4L205 0H202ZM229 1H232L233 4H234V1H233V0H218L219 4H218V3H216V4L214 3L213 6H212V5H211V6L214 7V8H218L219 10H221V7H222V12H223V6H225V5L227 6V4L230 3ZM235 1H236V0H235ZM238 1H239V0H238ZM242 1H243V0H242ZM244 1H245V0H244ZM247 1H248V0H247ZM247 1H245V4H246ZM250 1H251V0H250ZM254 1H255V0H254ZM257 1H259V0H257ZM69 2H70V1H69ZM80 2H81V0H80ZM82 2H83V0H82ZM82 2L80 3V5L83 6ZM90 2H91V1H90ZM104 2H103V3H104ZM129 2H130V1H129ZM139 2H140V1H139ZM141 2H142V0H141ZM156 2H158V4H159V0L156 1ZM156 2H155L154 4H156ZM168 2H169V1H168ZM176 2H177V0H176ZM183 2H182V4H183ZM194 2H195V1H194ZM196 2H197V0H196ZM220 2H221V3H220ZM236 2H237V1H236ZM261 2H262V1H261ZM261 2H260V3H261ZM37 3H38V1L36 2V5L34 4V5H35V6H33L34 9L32 8V9L30 10L31 12L35 13V14H32V16H31V17H33V19H31V17H29V18L31 19V20H30V19H27L28 17H27V18L25 17V18H26V20H25V18L23 17V18H24V21H23V20H19V19H22V18H21V15H19V16H18V17H20L19 19H16V20L13 19V18H12V19L16 21L15 23H18L19 21H22V23L26 22L25 24H21V25L15 26L14 24H7L6 22H8V21L3 20V22L6 21V22H5L6 25L4 24L5 26L3 25V28H4V29H9V28L15 27L16 30L18 29L17 31H20V32H19V34H20L21 31H23L24 29H26V28H30V27H33V28H37L38 30H37V29L31 30V32H33V33H30V34H34V33L36 32V36H37V35H38L37 32H41L45 27L47 28V25L50 26V24L47 23V21L44 20V18H46L47 16H50V15H54V16L57 15V16H58V19L61 18V19H63L64 21L66 20V25H65V27H63V28H65L64 30H67V32H70L71 29L74 30V29L76 28V25L79 23V21H76V20L73 21L74 19H77V18H78V16L75 17V16H76L75 14H76L77 11H76V12L73 11V12H75V13H71V11H69V10H71V9H70V6H72V5H75V6L78 8V7L80 6V5H79V2H78V5H79V6L77 5V3L74 4V2H73V3L71 2L72 5L69 6V4H71V3L65 2V0H43V1L39 2L38 4H37ZM66 3L68 4L69 7H66ZM84 3H86V0L84 1ZM92 3H95V5L98 6V4H96L97 2H96L95 0H94ZM98 3H99V1H98ZM103 3H102V4H103ZM110 3H111V2H110ZM131 3H132V1H131ZM134 3H135V1H134ZM146 3H145V4H146ZM151 3H152V2H151ZM164 3H166V1H164ZM169 3H170V2H169ZM171 3H172V1H171ZM201 3H200V6H201ZM210 3H211V2H210ZM212 3H213V2H212ZM212 3H211V4H212ZM100 4H101V3H100ZM100 4H99V6H100ZM143 4H144V3H143ZM158 4H157V5H158ZM162 4H163V3H162ZM166 4H167V3H166ZM166 4H164V5L166 6ZM173 4H175V3L173 2ZM173 4H171V5H173ZM177 4H178V3H176V5H177ZM180 4H181V3H180ZM180 4H178L176 7H175V6H174V7H175L176 9H178V8H179L178 6H179ZM182 4H181V5H182ZM233 4L231 3L232 6H234ZM247 4H248V2H247ZM254 4L256 5V1H255ZM254 4H253V5H254ZM30 5H31V4H30ZM91 5H92V4H91ZM103 5H104V4H103ZM105 5H106V4H105ZM128 5H129V4H128ZM128 5H127V6H128ZM157 5H156V6H157ZM159 5H160V4H159ZM189 5H188V6H189ZM194 5L196 6L197 4L195 3V4H193V6H194ZM209 5H210V4H209ZM229 5H230V4H229ZM241 5H242V3H241ZM241 5H239V6H241ZM243 5H244V4H243ZM249 5H250V4H249ZM253 5H252V6H253ZM255 5L253 6V8H256ZM258 5H259V3H258ZM24 6H25V7H24ZM31 6H32V5H31ZM31 6H30V8H31ZM84 6H85V4H84ZM84 6H83L82 8H80V9H79V8L77 9V8H75L74 6H73V8H72V7H71V8H72V10H73V9H77V10H79V12H80V10L82 9V10H81V11H83L82 14H83L84 12H85V14H86V13L89 14V13H92V11H94V10L96 11V13H97V12H100L99 10L94 9V7H93L94 5L92 6L94 10L91 8V6L88 7V8L91 9V11H90V9L85 8ZM87 6H88V5H87V3H86V7H87ZM135 6H136V5H135ZM137 6H138V3H137ZM140 6H143V5L140 4ZM140 6H138L137 10L134 9V7H133V9L136 10L137 13H138V11L140 10L139 8H141ZM144 6H145V5H144ZM152 6H153V5H152ZM160 6H161V5H160ZM160 6H159V7H160ZM191 6H192V5H191ZM191 6H190V7H191ZM193 6H192V7H193ZM195 6H194V9H196ZM198 6H199V5H198ZM198 6H197V7H198ZM200 6H199V11H198V8L196 9L198 12H200V10L203 9V8H200ZM204 6H205V4H204ZM226 6H225V7H226ZM237 6H238V5H237ZM239 6H238V7H239ZM263 6H264V4H263ZM263 6H262V7H263ZM26 7H27V8H26ZM50 7H51V6H50ZM80 7H81V6H80ZM103 7H104V6H103ZM105 7H106V6H105ZM130 7H131V4H130ZM147 7H148V6H147ZM149 7L151 8L150 5H149ZM153 7H154V6H153ZM177 7H178V8H177ZM180 7H181V9H183V10H181V11L185 12V11H184L185 8H182L183 6H180ZM184 7H186V6L184 5ZM192 7H191V8H192ZM201 7H202V6H201ZM235 7H236V4H235ZM238 7H237V8H238ZM68 8H69V10H68L69 12L66 11ZM95 8H97V7H95ZM99 8H101V7H98V9H99ZM107 8H108V7H107ZM107 8H106V9H107ZM131 8H132V7H131ZM142 8H143V7H142ZM169 8H170V7H169ZM171 8H173V6H172ZM188 8H189V7H188ZM188 8H186V9H187L186 11H188ZM191 8H190V9H191ZM208 8H209V7H207V9H208ZM229 8H230V7H229ZM229 8H225V9H228V10H229ZM240 8H241V7H239V9H240ZM102 9H103V8H102ZM102 9H101V10H102ZM104 9H105V8H104ZM106 9H105V10H106ZM112 9H113V8H112ZM133 9H130V8H129V11H128V8L126 9V10L130 13V14H128V17H129V15H131L130 10H133ZM159 9H162V8L160 7ZM192 9H193V8H192ZM218 9H217V11L219 12ZM239 9H238V10H239ZM256 9H258V11L256 10L255 12H259V13H262V12H263V11H262V12L259 11V8H256ZM16 10H18V11H16ZM123 10H124V9H122V11H123ZM134 10H133V12H136V11H134ZM145 10H146V11H149V8H147V9L145 8ZM162 10H164V9H162ZM162 10H160V13L162 12ZM173 10H174V8H173ZM196 10H194V11H196ZM228 10H227V11H228ZM235 10H236V9L234 8V13H235ZM20 11H21V12H20ZM30 11H29V12H30ZM95 11H94V12H95ZM102 11H103V10H102ZM110 11H111V10H110ZM127 11H125V12H127ZM143 11H144V10H143ZM143 11H141V12H143ZM153 11H154V10H153ZM158 11H159V10H158ZM176 11H177V10H176ZM181 11H180V12H181ZM191 11H193V10H190V12H191ZM197 11H196V14H197ZM205 11H206V10H205ZM239 11H240V10H239ZM105 12H106V11H105ZM125 12H122L121 15L119 14V15H120L119 18H121V16H122ZM128 12H127V13H128ZM163 12H165V11H163ZM163 12H162V13H163ZM170 12H171V11H170ZM173 12H174V11H173ZM183 12H181V13H183ZM201 12H202V11H201ZM201 12H200V13H201ZM209 12H210V11H209ZM215 12H216V11H215ZM215 12L213 13V15L215 14ZM218 12H217V15L219 14ZM229 12H231V14H232V13H233V10H232V11L229 10ZM236 12H237V10H236ZM19 13H17V15H18ZM100 13H101V12H100ZM103 13H104V12H103ZM112 13H113V12H112ZM144 13H146V12H144ZM156 13H157V11H156ZM160 13H157V15L160 14ZM188 13H189V12H186V14H188ZM203 13H204V12H203ZM203 13H201V15H199L198 19L201 18V16H202ZM207 13H208V12H207ZM207 13H206V14H207ZM210 13H212V12H210ZM210 13H209V15L211 16ZM225 13H226V11H225ZM23 14H24V13H23ZM27 14H28V13H27ZM27 14H26V15H27ZM77 14H78V12H77ZM82 14H81V15H82ZM98 14H99V13H97V15H98ZM133 14H134V13H133ZM140 14H142V13H140ZM147 14L150 15V14H154V13H153V12H150V13L147 12ZM147 14H145V15H146L145 18H148L147 16H149V15H147ZM163 14H165V13H163ZM167 14H168V13H167ZM176 14H177V13H176ZM226 14H227V13H226ZM241 14H242V13H241ZM241 14H240V15H241ZM245 14H246V13H245ZM17 15H15V16H17ZM29 15H30V14H29ZM33 15H34V16H33ZM78 15H79V14H78ZM99 15H100V14H99ZM99 15H98V16H99ZM135 15H136V13H135ZM145 15H143V18H144ZM157 15H154V16H157ZM169 15L172 16V14H170V13H169ZM173 15L175 16V14H173ZM177 15H178V14H177ZM180 15H181V14H179V16H180ZM192 15H194V13H193ZM209 15H208V19H209L208 21L211 22L213 19L210 21V18H211V17L209 18ZM219 15H220V14H219ZM219 15H218V17H219ZM229 15H230V13H229ZM234 15H235V14H234ZM260 15H262V14H260ZM15 16H14V17H15ZM57 16L55 17L56 19H57ZM86 16H87V15H86ZM88 16H89V15H88ZM95 16H96V15H95ZM123 16H124V15H123ZM132 16H134V15H131L130 17H132ZM136 16H137V15H136ZM136 16H135V20H137V18H139V16H138L137 18H136ZM154 16H153V17H154ZM158 16H159V15H158ZM158 16H157V17H158ZM164 16H165V15H164ZM170 16H169V17H170ZM174 16H172V17H174ZM197 16H198V15H196V18H197ZM227 16H228V15H227ZM230 16H231V15H230ZM237 16H238V15H237ZM241 16H243V14H242ZM257 16H258V15H257ZM18 17H17V18H18ZM80 17H81V16H80ZM83 17H84V16H82L81 19H82ZM92 17H94V15H93ZM92 17H90V19H89V18H88V19L92 21V19H94V18H92ZM101 17H102V15H101L99 18H101ZM109 17H110V16H109ZM151 17H152V16H151ZM153 17H152V19H153ZM160 17H163V16L160 15ZM160 17H159V18H160ZM177 17H178V16H177ZM181 17H183V19L185 18V16H181ZM181 17H178V18H179V21L181 20V19H180ZM186 17H187V15H186ZM189 17H192V16H189ZM203 17H204V14H203ZM205 17H206V15H205ZM224 17H226L225 14H224ZM224 17H223V18H224ZM243 17H245V16H243ZM262 17H264V16H262ZM49 18H50V17H48V19H49ZM52 18H54V17H52ZM52 18H51V19H52ZM117 18H118V17H117ZM122 18H123V17H122ZM140 18H141V17H140ZM145 18L142 19V20H144V22H145ZM164 18H165V17H164ZM178 18H177V19H178ZM206 18H207V17H206ZM206 18H205V20H207ZM254 18H255V16H254ZM259 18H260V17H259ZM37 19H43V20H37ZM46 19H47V18H46ZM48 19H47V20H48ZM84 19H85V18H84ZM95 19H96V17H95ZM95 19H94L93 21H95ZM124 19H125V16H124ZM124 19H122V20H124ZM126 19H127V17H126ZM130 19H131V18H130ZM130 19H129V20H130ZM133 19H134V18H133ZM149 19H150V18H149ZM155 19H156V18L154 17V20H155ZM157 19H158V18H157ZM161 19H162V18H161ZM169 19H170V18H169ZM169 19H168V20H169ZM174 19H175V17H174ZM185 19H186V18H185ZM193 19L195 20V18H193ZM193 19H192V20H193ZM198 19H197L196 24L199 23ZM216 19H217V17H216ZM220 19H221V18H220ZM234 19L236 20V18H234ZM244 19H245V18H243V20H244ZM7 20H8V19H7ZM17 20H18V21H17ZM28 20H30V21H28ZM78 20H79V19H78ZM86 20H87V17H86ZM97 20H98V18H97ZM127 20H128V19H127ZM127 20H124V21H127ZM131 20H132V19H131ZM138 20H139V19H138ZM159 20H160V19H159ZM166 20H167V18H166ZM192 20H191V21H192ZM202 20H204V19H202ZM205 20H204V22H206ZM217 20H218V19H217ZM221 20H222V19H221ZM235 20H234V22H233V19H232V21H230V22H232L233 26H234V24H235V25L239 24V22H240V18H239V20H238V23H236ZM247 20H248V18H247ZM253 20H254V19H253ZM253 20H252V21H253ZM256 20H257V19H256ZM256 20H254V21H256ZM0 21H1V19H0ZM10 21L12 22V20H10ZM48 21H49V20H48ZM55 21L57 22V20H55ZM91 21H90V22H91ZM93 21H92V22H93ZM117 21L119 22V20H117ZM120 21H121V19H120ZM133 21H134V20H133ZM150 21H151V20H150ZM152 21H153V20H152ZM161 21H162V20H161ZM164 21H165V20H164ZM164 21H162V22L165 24L164 26L166 27V23H165ZM218 21H219V20H218ZM236 21H237V20H236ZM262 21H263V18H262ZM3 22H2V24H3ZM101 22H102V20H101ZM121 22H123V21H121ZM121 22H120V23H121ZM140 22H141V20H140ZM146 22H147V20H146ZM154 22H155V21H154ZM154 22H152V23H154ZM174 22H175V20H174ZM180 22H181V21H180ZM184 22H185V21H184ZM201 22H203V21H201ZM245 22H248V21L244 20V21H243V24H244ZM259 22H261V21H259ZM259 22H258V23H259ZM0 23H1V22H0ZM51 23H52V21H51ZM86 23H87V22H86ZM88 23H89V21H88ZM114 23H115V22H114ZM126 23H127V22H126ZM133 23H134V22H133ZM133 23H132V25H133ZM138 23H139V21L137 22V24H138ZM157 23H158V22H157ZM167 23H168V22H167ZM170 23H171V21H170ZM172 23H173V22H172ZM187 23H188V25H191V24L189 23V21L186 22V25H187ZM194 23H195V22H194ZM194 23H192V24H194ZM212 23H213V22H212ZM241 23H242V21L240 22V24H241ZM253 23H254V22H253ZM2 24H1V25H2ZM61 24H63V22H62ZM64 24H65V23H64ZM89 24H90V23H89ZM94 24H95V23H94ZM94 24H93V25H94ZM101 24H102V23H101ZM101 24H100V25H101ZM116 24H118V23H116ZM121 24H122V23H121ZM123 24H125V23H123ZM129 24H131V21L128 23V26H129ZM134 24H135V23H134ZM137 24H136V25H137ZM139 24H140V23H139ZM139 24H138V25H139ZM155 24H156V23H155ZM159 24H160V23H159ZM168 24H169V23H168ZM178 24H179V25H182V27L185 26V25L182 24V22H181V23H177V26H178ZM209 24H210V23H209ZM232 24H231V25H232ZM263 24H264V22H263ZM12 25H13V26H12ZM79 25H80V23H79ZM90 25L92 26V24H90ZM97 25H99L98 22H97ZM100 25H99V26H100ZM112 25H113V24H112ZM126 25H127V24H126ZM173 25H174V24H173ZM202 25H203V24H202ZM206 25H207V24L205 23V26H206ZM211 25H212V24H211ZM231 25H230V26H231ZM247 25H248V24H247ZM56 26H57V25H56ZM83 26H85V25L83 24ZM83 26H82V27H83ZM87 26H88V25H86V29H87ZM95 26H96V25H95ZM95 26H94V27H95ZM116 26H117V25H116ZM134 26H135V25H134ZM134 26H132V27L134 28ZM139 26H142V24L139 25ZM143 26H144V25H143ZM152 26H154V28H155V25H152ZM167 26H168V25H167ZM191 26L193 27L194 25H191ZM191 26H190V27H191ZM195 26H196V25H195ZM203 26H204V25H203ZM203 26H202V27H203ZM213 26H214V25H213ZM258 26H259V27H258ZM260 26H261V25H257L258 29L260 28ZM77 27H78V26H77ZM80 27H81V26H79V28H80ZM82 27H81V29H82ZM120 27H121V26H120ZM123 27H124V26H123ZM123 27H122V29H123ZM126 27H127V26H126ZM129 27H130V26H129ZM158 27H160V26L158 25ZM158 27H157V28H158ZM165 27H164V28H165ZM169 27H170V26H169ZM172 27H173L174 30H175V27H174V26H171V28H172ZM179 27H180V28H179ZM182 27H181V26H178L179 29H182ZM186 27H187V26H186ZM208 27H210V26H208ZM227 27H228V26H227ZM234 27H235V26H234ZM251 27H253V26H251ZM262 27H263V29H264V26H262ZM1 28H2V26H1ZM3 28H2V29H3ZM46 28H45V29H46ZM52 28H53V27H52ZM52 28H50V30H51ZM58 28H60V27L58 26ZM66 28H68V29H66ZM92 28H93V27H92ZM92 28L90 27V29H92ZM97 28H98V26H97ZM135 28H136V26H135ZM141 28H142V27H141ZM152 28H153V27H152ZM154 28H153V31L150 29V31H149L148 33H151V32H152V33L154 34V33L156 32ZM161 28H162V27H161ZM178 28H177V29H178ZM187 28H188V27H187ZM206 28H207V27H206ZM230 28H231V27H230ZM230 28H228V29H230ZM244 28H246V27H244ZM248 28H249V27H248ZM248 28H247V29H248ZM77 29H78V28H77ZM77 29H76V30H77ZM84 29H85V27H84ZM86 29H85V30L82 29V32H83V31H84V32H85V31L88 32L89 28H88V30H86ZM93 29H94V28H93ZM122 29H120V30H122ZM143 29H144V28H143ZM166 29H167V28H166ZM179 29H178V30H179ZM183 29H184V27H183ZM189 29H190V28H189ZM231 29H233V28H231ZM253 29H255V27H254ZM0 30H1V29H0ZM11 30H12V31H11ZM13 30H14V28L10 29V31L8 30L9 32L6 33V34H7V35H12V33H11V34H9V33H10V32H14ZM50 30H48V31H50ZM94 30H95V29H94ZM99 30H100V29H99ZM126 30H128V28H127ZM126 30H125V31H126ZM169 30H170V29L168 28V31H169ZM185 30H186V29H185ZM2 31H4V30H2ZM74 31H75V30H74ZM79 31H81V30L78 29V32H79ZM89 31H90V30H89ZM95 31H96V30H95ZM118 31H119V30H118ZM125 31H124V32H125ZM130 31H131V29H130ZM130 31H128V32H130ZM133 31H136V29H133ZM139 31L142 32L141 30H139ZM139 31H138V34H140ZM157 31L161 32V30H159V28H158ZM165 31H166V30H165ZM165 31H164V32H165ZM168 31L166 32V35L169 36L170 34H167ZM175 31H176V30H175ZM204 31H205V30H204ZM229 31H230V30H229ZM247 31H248V30H247ZM250 31H251V30H250ZM252 31H253V30H252ZM261 31H262V29H261ZM6 32H7V31H6ZM15 32H16V31H15ZM43 32H44V31H43ZM43 32H42V33H43ZM84 32H83V33H84ZM93 32H94V31H93ZM97 32H98V29H97ZM116 32H117V31H116ZM120 32H122V31H120ZM128 32H127V34L125 33V34H126V36H124L125 39H127ZM173 32H174V31H173ZM219 32H220V31H219ZM222 32H223V31H222ZM226 32H227V31H226ZM244 32H245V30H244ZM257 32H259V30H258ZM0 33H1V32H0ZM2 33H3V32H2ZM22 33H23V32H22ZM27 33H28V32H27ZM58 33H59V31H56V29H55V30H53V31H51V32H48V34H47V33L45 34V35H48V36H47L48 38H47V39L45 38L44 40L42 39V41H41L42 44H41V45L43 46V45L46 44L48 47H47L46 45H45L44 47L41 46V48H44V49H41L42 52H43V50H45V52H48V51H49V52L51 53L52 50H56L58 47H59V49H60V47L62 48L63 45L66 46V45L68 44V43H67V44L65 45V44H64V43H65L64 40H56V39H53V38H52V37L58 35ZM63 33H64V32H63ZM70 33H71V32H70ZM70 33H68V34H70ZM74 33H75V32H74ZM90 33H92V32L90 31ZM95 33H96V32H94V34H95ZM118 33H119V32H118ZM136 33H137V32H136ZM161 33H163V32H161ZM171 33H172V30H171ZM179 33H182V32H178V35H176V36H179V35H180ZM196 33H197V32H196ZM246 33H247V32H246ZM249 33H250V32H249ZM252 33H254V31H253ZM262 33L264 34V31H263ZM17 34H18V32H17ZM30 34H29V38L31 37ZM61 34H62V31H61ZM68 34H66V36H67ZM79 34H80V33H78V35H79ZM92 34H93V33H92ZM194 34H195V33H194ZM255 34H256V33H254V35H255ZM260 34H261V32H260ZM260 34H259L258 37H260ZM263 34H262V35H263ZM26 35H27V34H26ZM26 35H25V37H26ZM41 35H44V34H41ZM45 35H44V36H45ZM63 35H65V34H63ZM78 35L76 36V34H75V37H78ZM88 35H89V34H88ZM116 35H117V34H116ZM122 35H124L123 32H122L121 35H119V36H122ZM129 35H131V34H129ZM134 35L137 36L135 33H134ZM151 35H152V34H151ZM164 35H165V34H163V36H164ZM166 35H165V36H166ZM187 35H188V34H187ZM189 35H190V34H189ZM262 35H261L260 38L257 37L255 40H257V39L260 40V39L262 38ZM50 36H51V37H50ZM59 36H60V35H59ZM59 36H58V37H59ZM70 36H72V33L70 34ZM80 36H81V34H80ZM83 36H84V35H83ZM85 36H86L85 39L89 38V37H87L86 34H85ZM91 36H93V35H91ZM131 36H132V35H131ZM131 36H130V38H129V37H128V38H129V39L135 38L134 36L131 38ZM148 36L151 38V36H150L149 34H148ZM148 36H147V38H146V39H147L146 41L153 40V42H154V39H148ZM152 36H154V35H152ZM170 36H171V35H170ZM180 36H181V35H180ZM255 36H257V34H256ZM32 37H33V36H32ZM56 37H57V36H56ZM61 37H62V36H61ZM61 37H60V38H61ZM72 37H73V36H72ZM122 37H123V36H122ZM122 37H121V39H122ZM156 37H157V35H156ZM199 37H200V36H199ZM225 37H226V36H225ZM17 38H18V37H17ZM20 38H21V37H20ZM20 38H19V39H20ZM29 38L26 39L27 42H28ZM33 38H34V37H33ZM40 38H42V36H41ZM40 38H38L39 41H40ZM62 38H64V37H62ZM80 38H82V36H81ZM91 38H92V37H91ZM91 38H90V40H89V39H87V40L91 41ZM93 38H94V37H93ZM116 38H117V37L115 36V39H116ZM118 38H120V37H118ZM152 38H154V37H152ZM173 38H175L174 35H173ZM181 38H182V37H181ZM188 38H190V37L188 36ZM263 38H264V36H263ZM1 39H2V37H1ZM19 39H18V40H19ZM31 39H32V38H31ZM31 39H30V40H31ZM35 39H36V37H35ZM64 39H65V38H64ZM68 39H69V38L67 37V40H68ZM74 39H75V38H74ZM85 39H83V40H85ZM94 39H95V38H94ZM121 39H120V40H121ZM125 39H124V41H125ZM165 39H166V38H164L163 40H165ZM169 39H170V37H169ZM175 39H176V38H175ZM220 39H221V38H220ZM239 39H240V38H238V40H239ZM10 40H11V39H10ZM10 40H9V42H11ZM20 40H25V38L22 37ZM26 40H25V41H26ZM33 40H34V39H33ZM38 40L36 39V40H34V42H37ZM76 40H77V39H76ZM80 40H81V39H80ZM87 40L84 41V42H87ZM92 40H93V39H92ZM155 40H156V38H155ZM178 40H179V39H178V37H177V41H178ZM234 40H235V39H234ZM253 40H254V39H253ZM69 41H70V42L72 41V43H73V39H72V38H71ZM81 41H82V40H81ZM122 41H123V40H122ZM122 41H121V42H122ZM146 41H145V42H146ZM160 41H161V40H160ZM170 41H171V40H170ZM172 41L174 42V39H172ZM261 41H262V39H261ZM263 41H264V40H263ZM1 42H3V40H2ZM7 42H8V41H7ZM13 42L15 43V41H13ZM16 42H17V40H16ZM18 42H19V41H18ZM22 42H24V41H22ZM27 42H25V43H27ZM31 42H32V40H31ZM79 42H80V41H79ZM92 42H93V41H92ZM92 42H89V43L92 44ZM116 42H117V41H116ZM161 42H162V41H161ZM216 42H217V41H216ZM242 42H243V41H242ZM256 42H257V41H256ZM14 43H13V44H14ZM29 43H30V42H29ZM80 43H81V42H80ZM80 43H79V45H78V43L75 42V44H77L78 46H80L79 48H83V47H81ZM82 43H83V41H82ZM89 43L87 42L86 44L89 45ZM128 43H129V42H128ZM175 43H176V40H175ZM263 43H264V42H263ZM1 44L4 45V43H1ZM7 44H8V43H6V45H7ZM19 44H20V42H19ZM19 44L16 45V46H19ZM33 44H34V43H31V45H33ZM38 44H39V43H38ZM70 44H71V43H69L68 45H70ZM121 44H122V43H121ZM176 44H177V43H176ZM198 44H200V43L198 42ZM6 45L3 46V47H6ZM22 45H23V43H22ZM22 45H20V46H22ZM29 45H30V44H29ZM29 45L26 44V48H25V50H27V48L30 47ZM39 45H40V44H39ZM39 45L37 46V44H36L37 48L40 47ZM60 45H61V46H60ZM68 45H67V47H68ZM77 45H75V46H77ZM163 45H164V43H163ZM170 45H171V43H170ZM235 45H236V44H234V46H235ZM9 46H10V44H9ZM9 46H8V47H9ZM13 46H14V45H13ZM13 46L11 45L12 48H13ZM16 46H14L15 49L17 48ZM20 46H19V47H20ZM34 46H35V45H34ZM73 46H74V45H73ZM82 46H83V45H82ZM114 46H115V45H114ZM166 46H167V45H166ZM166 46H165L164 48H166ZM168 46H169V45H168ZM168 46H167V47H168ZM174 46H176V45H174ZM259 46H260V44H259ZM3 47H2V48H3ZM8 47H7V49H8V51H9L10 49H9ZM19 47H18V48H19ZM24 47H25V46H24ZM24 47H23V48H24ZM54 47H55V48L57 47V48L55 49ZM67 47H63V48H65V50H66ZM69 47H70V46H69ZM69 47H68V48H69ZM84 47L86 48L87 45L84 46ZM111 47H112V45H111ZM181 47H183V46H181ZM199 47H201V46H199ZM202 47H203V43H202ZM204 47H205V46H204ZM236 47H237V45H236ZM251 47H252V46H251ZM255 47H256V46H255ZM257 47H258V46H257ZM12 48H11V50H12ZM18 48H17V50H18ZM20 48H21V47H20ZM23 48H22V49H23ZM30 48H31V47H30ZM30 48H29V49H30ZM73 48L76 49V47H73ZM77 48H78V47H77ZM162 48H163V46H162ZM171 48H172V46H171ZM173 48H174V47H173ZM196 48H197V47H196ZM207 48H208V47H207ZM7 49L5 48V50H7ZM32 49L35 50L36 48L33 47ZM75 49H74V51H76ZM83 49H84V48H83ZM86 49H87V48H86ZM110 49H111V48H110ZM113 49H114V48H113ZM167 49H168V48H167ZM167 49H166V50H167ZM174 49H175V48H174ZM179 49H180V48H179ZM179 49H178V50H179ZM255 49H257V48H255ZM258 49H260V47H258ZM258 49H257V50H258ZM261 49H263V48L261 47ZM261 49H260V50H261ZM3 50H4V48H3ZM3 50H2V51H3ZM19 50H20V49H19ZM30 50H31V49H30ZM36 50H37V49H36ZM39 50H40V49H38V51H39ZM41 50H40V52H41ZM60 50H62V49H60ZM70 50H71V49H70ZM166 50H164V51H166ZM172 50H173V49H172ZM172 50H171V51H172ZM2 51H0V52H2ZM8 51H5V52L7 53ZM15 51H16V50H15ZM20 51H21V50H20ZM57 51H58V54H59L60 51H59V50H57ZM77 51L79 52V50H77ZM81 51H82V50H81ZM150 51H151V50H150ZM150 51H149V52H150ZM156 51H159V50H157V48H156ZM169 51H170V50H169ZM176 51H177V50H176ZM204 51H205V50H204ZM246 51H248V50H246ZM9 52H10V51H9ZM13 52H14V51H13ZM13 52H12V53H13ZM23 52H25V51H23ZM28 52H29V51H28ZM30 52H35V51H30ZM30 52H29V53H30ZM53 52H55V51H53ZM53 52H52V53H53ZM63 52H64V50H63ZM70 52H71V51H70ZM78 52H77V53H78ZM159 52H160V51H159ZM205 52H206V51H205ZM214 52H215V51H214ZM218 52H219V51H218ZM243 52H244V51H243ZM252 52H253V51H252ZM258 52H259V51H258ZM258 52L255 51V53L259 54ZM260 52H261V51H260ZM2 53H3V52H2ZM6 53H5V54H6ZM12 53H9V54L11 55ZM38 53H39V52H38ZM38 53H36V55H37ZM52 53H51V54H52ZM72 53H73V52H72ZM75 53H76V52H75ZM143 53H144V52H143ZM262 53H263V52H262ZM3 54H4V53H3ZM18 54H19V52H18ZM27 54H28V53H27ZM30 54L33 55L32 53H30ZM40 54H41V53H40ZM40 54H39V55H40ZM44 54H45V53H44ZM53 54H54V53H53ZM53 54H52V55H53ZM55 54H56V52H55ZM61 54H62V53H61ZM67 54H68V53H67ZM148 54H149V55H148ZM148 54H146V58H145V54H143V55H144V58H143V59L148 60L147 58H149V59H150V58H153L152 61L155 62L156 59H154V56H153V57H150V56H151L150 53H148ZM153 54H154V53H153ZM169 54H170V53H169ZM211 54H213V53L211 52ZM238 54H239V53H238ZM251 54H253V53H251ZM260 54H261V53H260ZM7 55H8V54H7ZM19 55H20V54H19ZM22 55H23V54H22ZM22 55H21V56H22ZM45 55H46V54H45ZM48 55H49V53H48ZM52 55H51V56H52ZM56 55H57V54H56ZM65 55H66V54H65ZM147 55H148V56H147ZM160 55H161V54H160ZM160 55H159V56H160ZM166 55H167V53H166ZM215 55H216V54H215ZM217 55H218V53H217ZM243 55H244V54H243ZM263 55H264V54H263ZM0 56H1V55H0ZM4 56H5V55H4ZM11 56H13V54H12ZM16 56H17V55H16ZM21 56H20V59H21ZM25 56H27V55H25ZM34 56H35V54H34ZM42 56H43V53H42ZM57 56H59V55H57ZM156 56H157V53H156ZM156 56H155V57H156ZM251 56H253V55H251ZM251 56H250V57H251ZM254 56L256 57L257 55H254ZM254 56H253V57H254ZM2 57H3V56H2ZM7 57H8V56H7ZM9 57H10V56H9ZM9 57H8V58H9ZM23 57H24V55H23ZM30 57H31V56H30ZM35 57H36V56H35ZM39 57H40V56H39ZM43 57H44V56H43ZM43 57H41V59H43ZM49 57H50V56H49ZM55 57H56V56H55ZM73 57H74V55H73ZM139 57H141V56H139ZM215 57H216V56H215ZM217 57H218V56H217ZM238 57H240V56L238 55ZM241 57H242V56H241ZM243 57L245 58V56H243ZM243 57H242V59H243ZM257 57H258V56H257ZM261 57H262V55H261ZM261 57H259V58H261ZM12 58H13V57H12ZM12 58H11V59H12ZM32 58H33V57H32ZM32 58H31V59H32ZM47 58H48V56H47ZM51 58H52V57H51ZM53 58H54V57H53ZM53 58H52V59H53ZM137 58H138V56H137ZM156 58H157V57H156ZM160 58H161V57H160ZM162 58H164V57H162ZM259 58H258V59H259ZM15 59H16L15 61H18L17 63H19V60H17V58H15ZM24 59H25V58H24ZM24 59H23V61H26V60H24ZM27 59H28V58H27ZM44 59H45V58H44ZM66 59H67V58H66ZM70 59H71V58H70ZM140 59H141V58H140ZM140 59H139V61H140ZM143 59H142L141 61L145 62V60H143ZM238 59H239V58H238ZM261 59H262V58H261ZM4 60H6V56H5V59H4ZM28 60H29V59H28ZM45 60H47V59H45ZM50 60H51V59H50ZM150 60H151V59H150ZM229 60H230V59H229ZM231 60H232V59H231ZM239 60H240V59H239ZM239 60H238V61H239ZM243 60H244V59H243ZM255 60H256V59H255ZM0 61H1V59H0ZM20 61H21V60H20ZM33 61H34V58H33ZM36 61H38V60L36 59L34 62H31V63H35ZM39 61H40V58H39ZM47 61H49V58H48ZM127 61H128V60H127ZM152 61H151V62H152ZM157 61H158V60H157ZM241 61H242V60H241ZM262 61H264V60H262ZM2 62H3V61H2ZM5 62H6V61H5ZM8 62H9V61H8ZM10 62H13V60L10 61ZM10 62H9V63H10ZM21 62H22V61H21ZM28 62H29V61H28ZM44 62L46 63V61H44ZM49 62H50V61H49ZM56 62H57V61H55V63H56ZM135 62H136V61H135ZM135 62H133V63L135 64ZM143 62H141V63L139 62L138 67H145V63H143ZM147 62H148V61H147ZM214 62H215V61H214ZM216 62H217V61H216ZM224 62L226 63V61H224ZM259 62H261V60H260ZM14 63L16 64V62H14ZM37 63H38V62H37ZM37 63H35V64H37ZM120 63H122V62H120ZM130 63H132V62H130ZM137 63H138V62H137ZM149 63H150V62H149ZM210 63H211V62H210ZM219 63H220V62H217V64H219ZM228 63H229V62H228ZM255 63H256V62H255ZM263 63H264V62H263ZM263 63H262V64H263ZM10 64H12V63H10ZM28 64H30V62H29ZM104 64H105V63H101L100 66H103ZM117 64L119 65V63H117ZM122 64H123V63H122ZM128 64H129V63H128ZM152 64H153V63H152ZM156 64H158V63H156ZM220 64H221V63H220ZM222 64H223V62H222ZM229 64H230V63H229ZM248 64H249V63H248ZM5 65H6V64H5ZM21 65H22V63H20V66H21ZM30 65H31V64H30ZM30 65H29V66H30ZM38 65H40V63H38L36 66H38ZM41 65H43V64H41ZM41 65H40V66H41ZM53 65H54V64H53ZM118 65H116V66H118ZM123 65H124V64H123ZM131 65H132V64H131ZM227 65H228V64H227ZM237 65H238V64H237ZM252 65H255V64H252ZM252 65H251V66L249 65V66L252 67ZM260 65H261V64H260ZM263 65H264V64H263ZM7 66H10V65H7ZM11 66H12V65H11ZM14 66H15V65H14ZM16 66H17V64H16ZM16 66H15V67H16ZM20 66H19V68H20ZM22 66H23V65H22ZM22 66H21V67H22ZM26 66H28V65H25V66H23V67L26 68ZM29 66H28V68H29ZM36 66H35V68H37ZM59 66H60V65H59ZM120 66H122V65H120ZM132 66H133V65H132ZM132 66H131V67H132ZM135 66H136V64H135ZM135 66H134V67H135ZM150 66H151V64H150ZM222 66H223V65H222ZM222 66H221V67H222ZM240 66H241V65H240ZM256 66H257V65H256ZM258 66H259V65H258ZM258 66H257V67H258ZM15 67H13V68H15ZM31 67H32V66H31ZM122 67H123V66H122ZM136 67H137V66H136ZM147 67H148V66H147ZM147 67H145V68H147ZM217 67H218V66H217ZM231 67H232V66H231ZM243 67H244V66H243ZM250 67H248V68H250ZM3 68H5V66H3ZM7 68H8V67H7ZM11 68H12V67H9V69H11ZM33 68H34V66H33ZM35 68H34V69H35ZM118 68H119V67H118ZM118 68H117V69H118ZM145 68L142 69V70L144 71ZM223 68H224V67H223ZM227 68H228V67H227ZM237 68L240 69L239 66H237ZM241 68H242V67H241ZM253 68H254V67H253ZM253 68H251V69H253ZM20 69L23 71L22 68H20ZM30 69H31V68H30ZM30 69H27V70L30 71ZM122 69H123V68H122ZM125 69H127V68H125ZM149 69H150V67H149ZM152 69H153V68H152ZM258 69H259V68H258ZM3 70H4V69H3ZM13 70H15V69H13ZM17 70H18V66H17ZM17 70L15 71V74H16ZM21 70H20V71H21ZM32 70H33V69H32ZM37 70H38V69H37ZM55 70H56V69H55ZM55 70H54V71H55ZM118 70H119V69H118ZM134 70H135V69H134ZM142 70H140V71H142ZM236 70H238V69H236ZM243 70H244V69H243ZM20 71H19V72H20ZM22 71H21V72H22ZM33 71H35V70H33ZM107 71H108V70H107ZM110 71H111V70H110ZM122 71H124V70H122ZM125 71H126V70H125ZM130 71H132V70H130ZM145 71H146V70H145ZM240 71L242 72V70H240ZM244 71H245V70H244ZM249 71L253 73V71H251V70H249ZM0 72H1L0 74H2L3 71H1V69H0ZM4 72H5V73H9V71H6V68H5V71H4ZM10 72H11V71H10ZM117 72H118V71H117ZM120 72H121V71H120ZM132 72H133V71H132ZM148 72H149V71H148ZM170 72H171V71H170ZM231 72H232V71H231ZM236 72H237V71H236ZM247 72H248V71H247ZM250 72H249V73H250ZM254 72H255V71H254ZM257 72H259V71H257ZM260 72H261V71H260ZM17 73H18V72H17ZM130 73H131V72H130ZM137 73H138V72H136V75H138ZM151 73H152V71H151ZM237 73H239V72H237ZM9 74H10V73H9ZM12 74H14V71H12ZM20 74L22 75V73H19V74H17V75L19 76ZM27 74H28V73H27ZM29 74H33V72H32V73H29ZM50 74H52V73H50ZM102 74L105 75V72H103ZM118 74H119V72H118ZM118 74H116V75L119 76ZM123 74H124V72H123ZM123 74L121 73V75H123ZM126 74H127V73H126ZM131 74H132V73H131ZM142 74H144V72H143ZM233 74H234V73H233ZM235 74H236V73H235ZM23 75H24V74H23ZM52 75H53V74H52ZM99 75H100V74H99ZM128 75H129V73H128ZM128 75H127V76H128ZM140 75H141V73H140ZM208 75H209V74H208ZM2 76L4 77V73H3ZM5 76H6V75H5ZM18 76H16V77H17V79L15 78L16 80H18ZM26 76H27V75H26ZM26 76H25L24 80L26 79ZM47 76H49V75H47ZM90 76H91V75H90ZM96 76H97V75H96ZM101 76H102V75H101ZM109 76H110V75H109ZM117 76L115 77V76H112V75H111V77H114V78L111 79V81H112V80L115 81V79L117 78ZM129 76H130V75H129ZM131 76H132V75H131ZM134 76H135V75H134ZM138 76H139V75H138ZM141 76H142V75H141ZM217 76H218V75H217ZM7 77H8V78H7ZM13 77H14V75H13L12 77H10V78H11L10 81L13 79ZM45 77H46V76H45ZM98 77H99V76H98ZM98 77H97V78H98ZM122 77H123V76H122ZM211 77H212V76H211ZM5 78H6L5 81H7V79H9V76L7 75ZM5 78H4V79H5ZM20 78H21V77H20ZM20 78H19V79H20ZM93 78H94V80H93L94 82H95V81H98L97 78H96V80H95V77H93ZM102 78H103V77H102ZM120 78H121V76H120ZM132 78H134V77H132ZM140 78L142 79V77H140ZM140 78L138 79L139 81H140ZM147 78H148V77H147ZM175 78H176V80L178 81L177 77H175ZM178 78H179V77H178ZM4 79H3V80H4ZM15 79L12 80V83H13V82H14V83L16 82V81H14ZM21 79H22V78H21ZM70 79H72V78H70ZM100 79H101V77H100ZM104 79H105V78H104ZM127 79H128V78H127ZM129 79H130V78H129ZM173 79H174V78H173ZM187 79H188V78H187ZM1 80H2V78H1ZM22 80H23V79H22ZM109 80H110V79H109ZM109 80H108V81H109ZM116 80L118 81V79H116ZM133 80H135V79H133ZM174 80H175V79H174ZM181 80H182V79H181ZM181 80H180V81H181ZM5 81H1V82H4L5 84H6L7 82H9V81L5 82ZM19 81H20V80H18L17 82H19ZM47 81H48V80H47ZM89 81H90V80H89ZM91 81H92V80H91ZM102 81H103V82L100 81V84L102 83V85H103V84L105 85V84H106V81L103 80V79H102ZM111 81H110V82H111ZM113 81H112V82H113ZM119 81H120V80H119ZM121 81H124V79L121 80ZM121 81H120V82H121ZM128 81H129V80H128ZM139 81H138V83H139ZM142 81H143V80H142ZM142 81H141V82H142ZM167 81H168V80H167ZM167 81H166V82H167ZM169 81H170V80H169ZM180 81H179V82H180ZM184 81H185V80H184ZM186 81H187V80H186ZM196 81H198V80H196ZM202 81L204 82L205 80H202ZM202 81H201V82H202ZM1 82H0V83H1ZM37 82H38V81H37ZM63 82H64V81H63ZM94 82H92V83H94ZM98 82H99V81H98ZM104 82H105V83H104ZM120 82H119V83H120ZM133 82H134V81H133ZM163 82L165 83V81H163ZM170 82H171V81H170ZM179 82H178V83H179ZM12 83H9V84H12ZM20 83H21V81H20ZM61 83H62V82H61ZM95 83H96V82H95ZM119 83H118V85H120ZM158 83H159V82H158ZM184 83H185V82H184ZM184 83H183V84L181 83L182 86L184 85ZM188 83H190V82H188ZM198 83H200V82L198 81ZM256 83H257V82H256ZM1 84H3V83H1ZM5 84H4V86H5ZM9 84H8V85H9ZM15 84H16V83H15ZM17 84H19V83H17ZM59 84H60V83H59ZM126 84H127V82H126ZM126 84H125V85H126ZM131 84H135V82H134V83H131ZM108 85H109V86L111 85V87H112V84H108ZM121 85H122V84H121ZM123 85H124V84H123ZM136 85H137V84H136ZM173 85H174V84H173ZM175 85H176V84H175ZM177 85H178V84H177ZM2 86H3V85H0V87H2ZM9 86H10V85H9ZM9 86H7V87H9ZM17 86H18V85H16V86L13 85V87H17ZM31 86H32V85H31ZM63 86H64V85H63ZM106 86H107V85H106ZM179 86H181V85H179ZM13 87H9L8 89L10 90V88L12 89ZM114 87H115V85H114ZM114 87H113V88H114ZM126 87H127V86H126ZM130 87H131V86H130ZM138 87H140V86H138ZM141 87H142V86H141ZM257 87H258V86H257ZM29 88H30V87H29ZM29 88H28V90H29ZM86 88H87V87H86ZM91 88H95V90H96V87H91ZM122 88H123V87H122ZM122 88H120V89H122ZM2 89H3V88H2ZM6 89H7V88H6ZM8 89H7V90H8ZM13 89H15V88H13ZM57 89H58V88H57ZM59 89H60V88H59ZM59 89H58V91L61 93V91H60ZM87 89L90 90L89 87H88ZM118 89H119V88H118ZM120 89H119V90H120ZM136 89H137V88H136ZM4 90H5V88H4ZM9 90H8V91H9ZM55 90H56V89H55ZM61 90H62V86H61ZM63 90H65V89H63ZM69 90H71V89H69ZM97 90H98V89H97ZM100 90H102V89H100ZM123 90H124V89H123ZM129 90H131V88H130ZM0 91H1V89H0ZM8 91H6V92L4 91V92H5L6 94H8ZM56 91H57V90H56ZM83 91H84V90H83ZM83 91H82V92H83ZM90 91H91L90 94H92V90H90ZM93 91H94V90H93ZM98 91H99V90H98ZM103 91H104V90H103ZM133 91H134V89H133ZM247 91H248V90H247ZM2 92H3V90H2ZM12 92H13V91H12ZM26 92H27V91H26ZM51 92H54V91H51ZM59 92H58V95H60ZM78 92H79V91H78ZM82 92H81V93H82ZM85 92H86V91H85ZM95 92L97 93V91H95ZM101 92H102V91H101ZM101 92H100V94H101ZM127 92H128V90H127ZM237 92H238V91H237ZM9 93H10V95H11V90H10ZM65 93H66V92H65ZM88 93H89V92L87 91V94H88ZM96 93H94V94H96ZM103 93L106 94L105 92H103ZM103 93H102V94H103ZM109 93H110V92H109ZM109 93H107V94L109 95ZM132 93H133V92H132ZM263 93H264V92H263ZM3 94H4V93H3ZM3 94L0 93V95H3ZM6 94H4V95L6 96ZM47 94H48V93H47ZM47 94L44 95V97L47 96ZM54 94H55V92H54ZM63 94H64V93H63ZM77 94H78V93H77ZM84 94H85V93H84ZM102 94H101V95H102ZM104 94H103V95H104ZM107 94H106V96H107ZM110 94H111V93H110ZM4 95H3V96H4ZM52 95H53V94H51V96H52ZM61 95H62V94H61ZM72 95H73V94H72ZM85 95H86V94H85ZM171 95H172V93H171ZM5 96H4V97H5ZM68 96H71V95H68ZM78 96H79V95H78ZM91 96H92V95H91ZM98 96H99V95H97L96 97L98 98ZM111 96H112V95H111ZM8 97H9V96H8ZM10 97H11V96H10ZM59 97H60V96H58L57 99H58ZM76 97H77V96H75V98H76ZM96 97H95V98H96ZM99 97H101V96H99ZM108 97H109V96H108ZM108 97H107V98H108ZM135 97H136V96H135ZM6 98H7V97H5V99H6ZM45 98H46V97H45ZM49 98H51L50 95H49ZM49 98L47 97L46 100L49 99ZM54 98H55V96H53V98H51V99L55 100L56 98H55V99H54ZM70 98H71V97H70ZM70 98H69V99H70ZM95 98H94V99H95ZM103 98H105V96H104ZM109 98H110V97H109ZM127 98H128V97H127ZM197 99H200V98L192 97L191 100H190L191 103H190V101H189L188 105H187V104H183L182 106L184 107V105H185V106L187 105V106H189V107H191V108H195V106H196V103H195V102L198 101ZM215 99H216V98H215ZM262 99H264V98H262ZM75 100H76V99H75ZM207 100H208V99H207ZM207 100H205V103H206ZM256 100H257V99H256ZM0 101H2V102L4 101L3 98L1 99V96H0ZM67 101H68V97H67ZM123 101H124V100H123ZM131 101H132V100H131ZM151 101H152V100H151ZM222 101H223V100H222ZM222 101H221V102H222ZM2 102H1V103H2ZM42 102H43V101H42ZM44 102H45V101H44ZM65 102H66V100H65ZM86 102H87V101H86ZM97 102H98V101H97ZM112 102H113V101H112ZM112 102H109V103H112ZM126 102H127V101H126ZM126 102H125V103H126ZM154 102H155V101H154ZM202 102H203V101H202ZM40 103H41V102H40ZM58 103H59V102H57V104H58ZM95 103H96V102H95ZM130 103H131V102H130ZM157 103H158V101H157ZM198 103H199V105H200V102H198ZM207 103H208V102H207ZM207 103L204 104V102H203L204 105H208ZM213 103H214V102H213ZM216 103H217V102H216ZM237 103H238V102H237ZM2 104L4 105V104H5V101H4V103H2ZM41 104H42V103H41ZM60 104H61V102H60ZM62 104L65 105L63 102H62ZM62 104H61V105H62ZM86 104L88 105V103H86ZM106 104H108V103L106 102ZM116 104H117V102H116ZM116 104H115V106H117ZM119 104H120V103H119ZM132 104H133V103H131V105H132ZM144 104H145V103H144ZM158 104H159V103H158ZM203 104H202V105H203ZM219 104H220V103H219ZM37 105H38V104H37ZM78 105H81V103H78ZM82 105H84L82 108H84V107H89V106H87V105L85 106V103H83ZM108 105H110V104H108ZM108 105H104V104H103V106H101V104H100V106H99V105L97 104V105L95 106L94 103H93V107L91 106L90 109L93 108V110L99 112V111H101L100 109H101L102 107L104 108V110H106ZM121 105H122V104H121ZM123 105H124V103H123ZM125 105H126V104H125ZM128 105H130V104L128 103ZM131 105H130V106H131ZM146 105H147V104H146ZM154 105L157 106L156 103H155ZM212 105H213V104H212ZM224 105H225V104H224ZM248 105H249V104H248ZM5 106H6V104H5ZM58 106H59V104H58ZM65 106H66V105H65ZM65 106H63V107H65ZM104 106H106V109H105ZM112 106H113V105H112ZM112 106L110 107L111 109H112ZM130 106H128V108H129ZM132 106H135V105H132ZM151 106H152V105H151ZM151 106H149L148 109L150 108L151 111H152ZM187 106H186L185 108H188ZM197 106H198V105H197ZM200 106H201V105H200ZM237 106H238V105H237ZM242 106H243V105H242ZM250 106H251V105H250ZM28 107H29V106H28ZM39 107H40V105L38 106V109H39ZM54 107H56L55 104H54ZM60 107H61V106H60ZM60 107H57V108H60ZM67 107H69V106H67ZM71 107H72V106H71ZM71 107H70V109L68 108L67 111H68V110H69V111L73 110V109H71ZM74 107H77V106H74ZM74 107H73V108H74ZM80 107H81V106H80ZM94 107H95V108H94ZM145 107H146V106H145ZM204 107H205V106H204ZM216 107H217V106H216ZM255 107L257 108V110L255 111L256 113L264 114V103H263V102H260V101H259V102L255 105ZM32 108H35V106H32ZM32 108L30 107L29 109H32ZM52 108H53V107H52ZM52 108H51V107H48L47 109L45 108V109L47 110V111H45L46 113L44 112V113L40 114L39 119H40V118L45 119V117L47 116V117H46L47 120H49L50 117H51V119L56 120V119H54V118L56 117V114H53L52 112H50ZM61 108H62V107H61ZM82 108H81V111H82ZM103 108H102V109H103ZM116 108H117V107H116ZM116 108H115V109H116ZM120 108H121V107H120ZM128 108H127V109H128ZM132 108H133V107H132ZM153 108H154V107H153ZM155 108H156V107H155ZM185 108H184V111L186 110ZM191 108H190V109H191ZM199 108H200V107H199ZM7 109L10 110V108H7ZM25 109H27V108H25ZM62 109H63V108H62ZM65 109H66V108H64V110H65ZM74 109H75V108H74ZM111 109H110V110H111ZM115 109L113 108V110H115ZM130 109H131V107H130ZM145 109H147V107H146ZM150 109H149V110H150ZM180 109L182 110V107H181V106H178V104H176V106H175V108H174V111H173V110H172V111H173L174 113H175V111H177V112L179 111V112H180ZM197 109H198V108H197ZM212 109H213V106H212ZM244 109H245V108H244ZM27 110H28V109H27ZM43 110H44V109H43ZM58 110H61V109H58ZM58 110H56V111H57V112H56L55 109H54V111H55L56 113H58ZM78 110H79V109H78ZM86 110H88V108H87ZM86 110H85V115H86V113L88 112V111L86 112ZM93 110H92V111H93ZM117 110H118V109H117ZM131 110H132V109H131ZM133 110H134V108H133ZM149 110H148L147 113L150 112ZM187 110H188V109H187ZM194 110H195V109H194ZM202 110H203V109H202ZM231 110H232V109H231ZM231 110H229V111H231ZM246 110H247V108H246ZM248 110H249V109H248ZM62 111H63V110H62ZM74 111H75V110H74ZM81 111L78 112V114H81ZM89 111H90V110H89ZM129 111H130V110H129ZM146 111H147V110H146ZM159 111H160V109H159ZM182 111H183V110H182ZM184 111H183V112H184ZM215 111H216V110H215ZM233 111H234V110H233ZM244 111H245V110H244ZM250 111H251V110H250ZM9 112H10V111H9ZM22 112H24V111L22 110ZM22 112H20L19 115H21ZM41 112H42V111H41ZM76 112H77V111H76ZM82 112H83L82 115H83V117H84V116H85V115H84V111H82ZM90 112H91V111H90ZM103 112H104V111H103ZM103 112H102V113H103ZM107 112H109V111L107 110L106 113H107ZM111 112H112V110H111ZM111 112H110V113H111ZM131 112H132V111H131ZM188 112H189V111H188ZM188 112H187V113H188ZM192 112H195V111H193V109H192L191 113H192ZM196 112H197V111H196ZM211 112H212V111H211ZM221 112H222V111H221ZM12 113H13V112H12ZM14 113H15V112H14ZM18 113H19V112H17V114H18ZM59 113H60V112H59ZM59 113H58V114H59ZM71 113H72V115H73V111H72ZM71 113H70V114H71ZM112 113H113V112H112ZM126 113L128 114V112H126ZM187 113H184V114H187ZM200 113H202V112L200 111ZM225 113H227V111H226ZM236 113H237V112H236ZM253 113H254V112H253ZM256 113H254V115H255ZM15 114H16V113H15ZM60 114H61V113H60ZM76 114H77V113H76ZM88 114H89V113H88ZM99 114H100V113H99ZM122 114H123V113H122ZM179 114H180V113H179ZM181 114H182V112H181ZM181 114H180V115H181ZM208 114H209V113H208ZM210 114H211V113H210ZM218 114H219V113H218ZM218 114H217V115H218ZM223 114H224V113H223ZM231 114H232V113H230V116H231ZM241 114H244L243 111L241 112ZM246 114H247V113H245L244 115H246ZM2 115H3V114H2ZM2 115H1V117H2ZM4 115H5V114H4ZM12 115H13V114H12ZM22 115H23V114H22ZM54 115H55V117H54ZM64 115H65V113H64ZM64 115H63V117H65V116L67 115V116H66V117H67L66 121H67V120L69 121L68 118H71L70 116H68V115H69V112L66 113L65 116H64ZM74 115H75V114H74ZM74 115H73V116H74ZM94 115L97 117V114H96V113H94ZM100 115H101V114H100ZM106 115H107V114H106ZM106 115L104 116L105 118L102 116L104 120L106 119ZM115 115H116V113H115ZM117 115H118V112H117ZM131 115H132V114H131ZM131 115H130V116H131ZM193 115H194V114H193ZM233 115H234V114H233ZM235 115H236V114H235ZM235 115H234V116H235ZM250 115H251V114H250ZM256 115H257V114H256ZM25 116H29V115L26 114ZM57 116H58V115H57ZM60 116H62V114H61ZM75 116H76V115H75ZM75 116H74V117H75ZM89 116H90V115H89ZM95 116H94V117H95ZM107 116L109 117V114H108ZM111 116H112V115H111ZM111 116H110V117H111ZM113 116H114V115H113ZM130 116H129V118H128L127 120L125 119V120L128 121V122L125 123L124 120H123V122L125 123V126H126V124L130 123V122H129V121H130V120H129V119H130ZM148 116H149V114H148ZM186 116H187V115H186ZM188 116H189V115H188ZM188 116H187V117H188ZM219 116H222L221 113H220ZM219 116H218V117H219ZM224 116H225V114H224ZM226 116H227V115H226ZM228 116H229V115H228ZM234 116H232V117H234ZM246 116H248V114H247ZM251 116H252V115H251ZM251 116H250V117H251ZM13 117H14V116H13ZM15 117H16V116H15ZM15 117H14V118H15ZM78 117H80V116L78 115L77 118H78ZM91 117H93V112H92V116H91ZM91 117H88V119L90 118L89 120H91ZM94 117H93V118H94ZM116 117H117V116H115V119H116ZM145 117H146V116H145ZM184 117H185V115H184ZM184 117H182V118H184ZM189 117H191V115H190ZM204 117H205V116H204ZM261 117H262V116H261ZM4 118H5V117H4ZM14 118H13V119H14ZM30 118H31V117H30ZM32 118H35V117H32ZM48 118H49V119H48ZM57 118L59 119V117H57ZM72 118H73V117H72ZM77 118H73L72 121L74 120V122H75V120H76ZM84 118H85V117H84ZM86 118H87V117H86ZM86 118H85V120H84V123L87 124V120H86ZM98 118H99V117H98ZM119 118H120V117H119ZM173 118H174V117H173ZM196 118H197V117H196ZM216 118H217V116L215 117V119H216ZM229 118H230V117H229ZM244 118H245V117H244ZM37 119H38V118H37ZM39 119H38V120H39ZM42 119H41V124H40V121H39V124L37 123L38 125L45 124L44 127H46V126H48V125L51 124V121H52L51 119H50V120H51V121H50V124H46V123L42 122ZM60 119H61V117H60ZM110 119H112V118H110ZM120 119L122 120V118H120ZM144 119H146V118H144ZM176 119H177V118H176ZM190 119H192V117H191ZM220 119H221V117H220ZM227 119H228V118H227ZM232 119H233V118H232ZM235 119H236V116H235ZM238 119H239V117H238ZM14 120L17 121V119H14ZM30 120H32V119H30ZM34 120H36V118H35ZM47 120H45V122H47ZM63 120L65 121L64 118H63ZM82 120H83V119H82ZM82 120L80 119V122H81ZM93 120H94V121H98V120H100V118H99L98 120H95V119H93ZM195 120H196V119H195ZM221 120H222V119H221ZM223 120H224V119H223ZM228 120H229V119H228ZM233 120H234V119H233ZM36 121H37V120H36ZM61 121H62V120H61ZM66 121H65V122H66ZM77 121L79 122L78 119L76 120V123H78ZM85 121H86V122H85ZM91 121H92V120H91ZM91 121L88 122L89 125H90ZM101 121H102V119H101ZM107 121H108V120H107ZM107 121H106V123H107ZM110 121H112V120H110ZM110 121H108L109 125H111L112 123H114V122H115V121H114V117H113V121H114V122L112 121L111 124H110ZM151 121H152V120H151ZM174 121H175V120H174ZM29 122H30V121L28 120L27 123H29ZM32 122H33V120H32ZM53 122H54V121H53ZM53 122H52V124H53ZM57 122H58V121H57ZM65 122L62 121V123H64V124L66 125L67 122H66V123H65ZM98 122H99V121H98ZM116 122H119V121H116ZM116 122H115V123H116ZM169 122H170V120H169ZM169 122L167 123V125L170 124ZM211 122H212V121H211ZM220 122H221V121H220ZM226 122H227V121H226ZM229 122H230V120H229ZM229 122H228V123H229ZM10 123H11V122H10ZM24 123H25L24 126H26L27 123H26V122H24ZM34 123H35V122H34ZM47 123H49V121H48ZM60 123H61V122H60ZM60 123H59V124H60ZM62 123H61L60 125H63ZM68 123H69V122H68ZM71 123H72V122H71V119H70V123H69V125H70ZM92 123H93V121H92ZM95 123H97V122H95ZM99 123H101V122H99ZM99 123H98V124H99ZM104 123H105V121L102 122V124H104ZM106 123H105V124H106ZM115 123H114V125H115ZM121 123H122V121H121ZM124 123H123V124H124ZM165 123H166V122H165ZM171 123H173V122H171ZM205 123H206V122H205ZM213 123H214V120H213ZM213 123H210V124H213ZM246 123H248V122H246ZM22 124H23V123H22ZM29 124H30V126L28 125V127H31V126H32V128H30V129H33V126H34V125H33V124L31 125V122H30ZM37 124L35 123L36 126H37ZM54 124L56 125L55 122H54ZM54 124H53V126H55ZM78 124H79V125H82V124H80V123H78ZM98 124H97V125H98ZM102 124H100L99 126L104 128L105 125L103 126ZM210 124H208V125H210ZM221 124H222V122H221ZM234 124H235V122H234ZM248 124H249V123H248ZM16 125H17V124H16ZM57 125H58V123H57ZM57 125H56V127H57ZM60 125H58V127H59ZM91 125H92V124H91ZM101 125H102V126H101ZM128 125H129V124H128ZM162 125H163V124H162ZM174 125H175V124H174ZM174 125H173V126H174ZM181 125H182V124H181ZM186 125H187V124H186ZM202 125H203V124H202ZM213 125H215V123H214ZM217 125H219V123H218ZM228 125H229V124H228ZM230 125H232V124H230ZM246 125H247V124H246ZM246 125H245V126H246ZM253 125H254V124H253ZM14 126H15V123H14V125L12 124V129L14 128V130H12V131H14V132H17V131H18V133H20V132L24 129L22 126H18V125H17L16 128H15ZM50 126H51V125H50ZM53 126H51V127H53ZM63 126H64V125H63ZM63 126H60V128L63 127ZM70 126H71V127H69V128H68V127L66 128V126L63 127V129L65 128L63 131H62V128H61V131H62V132L59 130V131H60L59 134H61V135H59V136H61V138H62V139L59 138V140H61V142H59V140H58V142H59L60 144H61L63 141H65V143H70V144H71V142H73V140H74L73 137H75V136L77 137V136H78V138H80V137L82 138V137H84L85 135L87 136V134L84 135V133H85L86 131H88L89 133L92 131V130L89 131V129H86V131H84V130H83L84 127H83V128L81 129V131H84V133L82 132V134H80V136L76 133L77 135L74 136L75 131H78L77 129L81 128L82 126L77 127V129L75 128V127H76L75 125H74V126L70 125ZM86 126H88V125H86ZM93 126H94V124H93ZM93 126H92V127H93ZM118 126H119V125H118ZM120 126H121V125H120ZM125 126H124V128H125ZM164 126H165V124H164ZM175 126H176V125H175ZM184 126H185V125H184ZM210 126H211V125H210ZM210 126H209V127H210ZM247 126H248V125H247ZM247 126H246V127H247ZM249 126H250V124H249ZM18 127L21 128V131H20V132H19L20 128H19V130L16 131V129H18ZM28 127H26V128L29 130V132H31L30 129H29ZM37 127H38V126H37ZM41 127H42V126H39L38 128H41ZM44 127H42L40 130L42 131V129H44ZM92 127H91V128H92ZM94 127H95V126H94ZM100 127L96 126V128H99V129H98L99 131L103 130V128L100 129ZM107 127H108V126H107ZM107 127L105 126V129H106ZM110 127H111V126H110ZM122 127H123V126H122ZM140 127H141V125H140ZM142 127H143V129H144L145 127H147V125H146L145 127H144V126H142ZM160 127H162V126H160ZM165 127H166V126H165ZM171 127H172V126H171ZM179 127H180V126H179ZM179 127L177 126V128H179ZM221 127H222V126H221ZM226 127H227V126H226ZM226 127H225V128H226ZM254 127H256V126H254ZM22 128H23V129H22ZM34 128H36V127H34ZM38 128H36V129H38ZM46 128H47V127H46ZM60 128H59V129H60ZM89 128H90V127H89ZM116 128H118V127L116 126ZM128 128H129V127H128ZM136 128H137V127H136ZM166 128H167V127H166ZM172 128H173V127H172ZM175 128H176V127H175ZM175 128H174L173 130H175ZM196 128H197V127H196ZM211 128H212V127H211ZM211 128H210V129L208 128V129H209V130H208L209 132H211ZM27 129H24V130H27ZM36 129H33V130H36ZM50 129H51V128H50ZM53 129H54V127H53ZM55 129H58V128H55ZM55 129H54V130H55ZM92 129H93V128H92ZM94 129H95V128H94ZM105 129H104V131H105ZM108 129H109V128H108ZM108 129L106 130V132H107V136H108V134H111V132H112V131H111L110 133H108V132H109ZM112 129H113V128H112ZM120 129H121V127H120ZM126 129H127V127H126ZM126 129H124V131H125ZM143 129H142V130H143ZM183 129H185V128H183ZM183 129H182V130H183ZM205 129H206V128H205ZM205 129H204V130H205ZM215 129H216V128H215ZM220 129H221V128H220ZM240 129H241V128H240ZM245 129H246V128H245ZM255 129H256V128H255ZM255 129H254V130H255ZM24 130H23V131H24ZM28 130H27V131H28ZM33 130H32V132L35 133V131H33ZM38 130H39V129H38ZM38 130H36L37 135L39 134V135H41V137H42V134H43L44 132H43V133L41 132L42 134H40V132H39L40 130H39V131H38ZM128 130H130V129H127V133H128ZM139 130H140V129H139ZM161 130H162V129H161ZM163 130H164V129H163ZM163 130H162V131H163ZM176 130H177V129H176ZM204 130H203V132H204ZM218 130H219V128L217 129V131H218ZM233 130H236V129H233ZM233 130H232V131H233ZM243 130H244V129H243ZM248 130H249V128H248ZM251 130H252V127H251ZM257 130H258V127H257ZM257 130H256V131H257ZM10 131H11V129H10ZM23 131H22V132H23ZM44 131H45V129H44ZM48 131H50V130H48ZM48 131H46V132H48ZM52 131H53V130H52ZM57 131H58V130H57ZM99 131H96V129H95V131L93 130L92 133H93V134H97V133L100 134V133H102V131H101L100 133H99ZM104 131H103V133H105ZM113 131L116 132V129H115V130L113 129ZM118 131H119V130H118ZM118 131H117V132H118ZM120 131H121V130H120ZM120 131H119V132H120ZM122 131H123V128H122ZM122 131H121V132H122ZM205 131H206V130H205ZM215 131H216V130H215ZM221 131H223V130H221ZM229 131H230L231 134H234V131H233V133H232L231 130H228V133H229ZM237 131H238V130H237ZM261 131H262V130H261ZM14 132H13V134H12L13 136L15 135ZM22 132H21V133H22ZM25 132H26V131H25ZM29 132H28V133H29ZM46 132H45V134H46ZM54 132H56V131H54ZM54 132H53V133H54ZM79 132H80V130H79ZM79 132H78V133H79ZM96 132H97V133H96ZM169 132H173V131L171 130V131H169ZM178 132H179V131H178ZM239 132H241V131H239ZM246 132H250V131H247V129H246ZM257 132L259 133V131H257ZM257 132H255V134H256ZM263 132H264V131H263ZM11 133H12V132H10L9 134H11ZM18 133H17V134H18ZM28 133H26V136H27ZM34 133H33V134H34ZM53 133L51 132V135H52ZM56 133L58 134V132H56ZM56 133H55L54 136H57ZM92 133H91V134H88L89 136H87V137H91L90 135H92ZM123 133H124V132H123ZM123 133L121 134V136H122V135L125 136ZM127 133L125 132L126 135H127ZM160 133H161V131H160L158 134H160ZM167 133H168V132H167ZM207 133H208V132H207ZM215 133H216V132H215ZM230 133H229V134H230ZM7 134H8V133H7ZM17 134H16V135H17ZM23 134H24V132L22 133V135H21V134L19 135L20 138L18 137V135H17L16 138L21 139V136H23ZM35 134H36V133H35ZM128 134H129V133H128ZM137 134H138V133H137ZM217 134H218V133H217ZM226 134H227V133H226ZM229 134H227V135H229ZM238 134H242V132H241V133H238ZM250 134H252V132H251ZM253 134H254V133H253ZM253 134H252V135H253ZM24 135H25V134H24ZM39 135H38V136H39ZM46 135H47V136L50 135V132H49V134L47 133ZM46 135H43V138H44V136H45V138H46ZM103 135H104V134H103ZM103 135H102V136H103ZM115 135H117V133H116ZM135 135H136V134H135ZM145 135H146V136H150V133L147 132ZM162 135H163V134H162ZM178 135H179V134H178ZM213 135H214V134H213ZM215 135H216V134H215ZM219 135H220V134H219ZM219 135H218V136H219ZM244 135H245V134H244ZM261 135H262V134H261ZM263 135H264V134H263ZM6 136H7V135H6ZM10 136H11V135H10ZM10 136H9L8 138H10ZM13 136H12V138H13ZM29 136H30V135H29ZM32 136H33V135H32ZM54 136H52V138H55ZM86 136H85V137H86ZM92 136H93V135H92ZM96 136L99 137V136H101V135H99V136H98V135H95L94 137H96ZM102 136H101V138L105 139L106 136H105V137H102ZM111 136H114V133H113V135H111ZM111 136H110V137H111ZM119 136H120V135H119ZM156 136H157V134H156ZM165 136H166V135H165ZM220 136H221V135H220ZM223 136H224V135L222 134V137H223ZM232 136H233V138L235 137L234 135H232ZM241 136H242V135H240V138H241ZM246 136H247V135H245V137H246ZM248 136H249V133H248ZM250 136H251V135H250ZM250 136H249V137H250ZM257 136L259 137V134H257ZM76 137H75V139H76ZM87 137H86V138H87ZM94 137H92V138H94ZM110 137H109V138H110ZM116 137H118V136H116ZM204 137H205V136H204ZM245 137H244V138H245ZM249 137H248V138H249ZM254 137H256V136H253V138H254ZM3 138H4V137H3ZM8 138H7V139H8ZM12 138H11V139H12ZM22 138H23V137H22ZM34 138H35V137H34ZM47 138H48V137H47ZM47 138H46V139H47ZM50 138H51V137H50ZM86 138H84V139L86 140ZM101 138L99 137V139H101ZM114 138H115V136H114ZM118 138H119V137H118ZM121 138H122V137H121ZM126 138H127V136H125V138H122V140L119 139V141L121 140L122 143H123V139H124V143H125L124 146H126V143H127V142L125 141ZM128 138H129V137H128ZM170 138H171V137H170ZM170 138H169V139H170ZM207 138H208V137H206V139H207ZM215 138H216V137H215ZM229 138H231V137H228L227 139H229ZM235 138H236V137H235ZM237 138H238V137H237ZM240 138H239V139H240ZM259 138H260V137H259ZM259 138H258V139H259ZM263 138H264V137H263ZM18 139H17V140H18ZM57 139H58V137H57ZM57 139H55V140H57ZM99 139H98V141H94V143H95V142L98 143L96 147L98 148L99 144H102V145H104V146H101V145H100L101 148H102V149H103V148H106V150H107V147H105V146L108 145V144L106 145V143H105L106 140L104 141V140L101 139V141H102V142L104 141L103 143H105V144H103V143H99V141H100ZM111 139H112V137H111L110 139H108V142H109V140L111 141ZM166 139H167V138H166ZM223 139H224V138H223ZM227 139H224V140H226L225 142H227ZM239 139H238V140H239ZM241 139H242V138H241ZM241 139H240V141L242 142ZM250 139H251V137H250ZM250 139H248V140H250ZM261 139H262V136H261ZM261 139H259V140L261 141ZM4 140H5V139H4ZM47 140H49V138H48ZM53 140H54V139H53ZM76 140H77V139H76ZM78 140H79V141H78ZM78 140H77L78 142H81V143L83 142V141H82L83 138L81 139V141H80V139H78ZM85 140H84V142H85ZM87 140H89V138H87ZM87 140H86V141H87ZM90 140H91V139H90ZM93 140H95V138H94ZM96 140H97V138H96ZM112 140H113V139H112ZM115 140H116V139H115ZM126 140H127V139H126ZM221 140H222V139H221ZM224 140H223V141H224ZM235 140L237 141V139H235ZM235 140H234V141H235ZM245 140H246V138H245ZM252 140L254 141V143H255V140H256V143L259 144V143L257 142V139H255V140L252 139ZM259 140H258V141H259ZM19 141H20V140H19ZM39 141H40V140H39ZM42 141H43V139H42ZM91 141H92V140H91ZM101 141H100V142H101ZM113 141H114V140H113ZM113 141H111V142H109V143L112 144ZM116 141H117V140H116ZM116 141H115V142H116ZM134 141H135V140H134ZM149 141H150V138H148V139L146 138L145 144L148 143ZM208 141H209V140H208ZM210 141H211V140H210ZM216 141H217V140H216ZM216 141L213 140L212 142H213V143H214V142L216 143ZM218 141H219V139H218ZM232 141H233V140L231 139V142H232ZM43 142H44V141H43ZM56 142H57V141H56ZM74 142H76V141L74 140ZM92 142H93V141H92ZM128 142H130L129 139H128ZM219 142H221V141H219ZM219 142H217V144H218ZM225 142H224V144H225ZM238 142H239V141H238ZM244 142H245V141H243V143H244ZM247 142H248V141H246V143H247ZM262 142H264V141H262ZM45 143H46V142H45ZM59 143H58V144H59ZM81 143H80V144H81ZM88 143H89V145L91 144V142H89V141H88ZM116 143H117V142H116ZM116 143H115V145H116ZM215 143H214V144H215ZM229 143H230V142H229ZM234 143H235V142H234ZM234 143H231V145H232V144L234 145ZM254 143H253V144H254ZM256 143H255V144H256ZM54 144H55V143H54ZM54 144H51L50 147L47 149V151L40 150V151H39V153H40V157H39V156H36V155L34 156V159L38 161L39 171H40V169L43 167V163H42V162H46V161H48L49 165H47V167L49 166L48 168H50V166H52V165H50V163H51L52 161L49 162L48 159H51V158H50L51 154H52L53 152L55 153L56 151L59 152L60 149H62L63 147L66 148V145H68V144H66L65 146H63L64 143H62L63 145L61 144V148H60V147L58 146V144H57V147L60 148V149L58 148V149H59V150H58V149H56L57 147H55ZM60 144H59V145H60ZM77 144H78V143H77ZM84 144H85V145H84ZM84 144H82V145H84V146L81 145L80 149H83L85 146L88 145V144L86 145V143H84ZM118 144H119V147L122 146L120 143H118ZM118 144H117V147H118ZM127 144H128V145H127V147H128V146H129V143H127ZM158 144H159V142H158ZM202 144H203V143H202ZM222 144H223V142H222ZM248 144H249V143H248ZM2 145L5 146L6 144L3 142ZM37 145H38V144H37ZM39 145H40V143H39ZM39 145H38V146H39ZM163 145H164V144H163ZM207 145H209V144H207ZM211 145H212V144H211ZM211 145H209L208 147L210 148ZM219 145H220V144H219ZM229 145H230V144H228L227 147H229ZM250 145H251V144H250ZM263 145H264V144H263ZM0 146H1V145H0ZM17 146L20 147V145H17ZM26 146H27V145H26ZM47 146H48V145H47ZM68 146H71V145H68ZM68 146H67V147H68ZM73 146H74V145H73ZM73 146H72V147H73ZM76 146H78V145H75L73 148L76 149ZM93 146H94V145H93ZM93 146H92V147H93ZM110 146H111V145H110ZM235 146H236V144H235ZM33 147H34V145H33ZM90 147H91V145H90ZM113 147H114V145H113ZM159 147H160V146H159ZM212 147H218V146L215 144V146L212 145ZM239 147L242 148L241 145H240ZM245 147H246V149H247V146H245ZM263 147H264V146H263ZM1 148H2V147H1ZM10 148H11V147H10ZM65 148H63V150H65ZM78 148H79V147H78ZM87 148H88V147H87ZM94 148H95V147H94ZM94 148H93V149H94ZM97 148H96V149H97ZM99 148H100V147H99ZM101 148H100V151H101ZM108 148L112 149V146H111V147H108ZM115 148H116V147H115ZM121 148H122V147H121ZM121 148H120V149H121ZM123 148H124V147H123ZM154 148H156V150H157L158 146H155ZM235 148H236V147H235ZM237 148H238V146H237ZM241 148H240V149H241ZM33 149L35 150V148H33ZM68 149H70V148L68 147ZM68 149H67V150H68ZM88 149H89V148H88ZM116 149H117V148H116ZM118 149H119V148H118ZM124 149H125V148H124ZM152 149H153V148H152ZM152 149H151V150H152ZM158 149H159V148H158ZM187 149H188V148H187ZM211 149H213V148H211ZM220 149H222V146H221ZM223 149H224V148H223ZM230 149H231V148H230ZM243 149H245V148H242V150H243ZM29 150H30V149H29ZM106 150H103V151H106ZM113 150H114V149H113ZM153 150H154V149H153ZM153 150H152V151H153ZM207 150H208V148H207ZM207 150H206V151H207ZM215 150H216V149H215ZM24 151H25V149H24ZM37 151H38V150H37ZM68 151H69V150H68ZM74 151H75V154H76L78 151L80 152V150H78L77 152H76V150H74ZM74 151H73L72 153H74ZM86 151H87V150H86ZM86 151H84V154H86V153L89 154V152H88V151L86 152ZM107 151H108V150H107ZM109 151H111V150H109ZM109 151H108V152H109ZM114 151H115V150H114ZM114 151H112V154L115 153ZM119 151H121V150H119ZM122 151H123V149H122ZM184 151H185V149H184ZM204 151H205V149H204ZM210 151H213V150H210ZM210 151H209V152H210ZM224 151H226V150H224ZM227 151H228V150H227ZM6 152H8V150H6ZM11 152H12V151H11ZM16 152H17V151H16ZM16 152H15V153H16ZM21 152H22V150H21ZM28 152H29V151H28ZM60 152H61V150H60ZM60 152H59L58 155H56L57 158L59 157V155H61L60 157L63 158V156H62V154H60ZM64 152H65V151H64ZM90 152H91V151H90ZM98 152H99V150H98ZM116 152H118V151H116ZM124 152H125V151H123V154L120 155V156H123V155H124ZM149 152H150V151L148 150V153H149ZM154 152H155V151H153V153H154ZM172 152H173V151H172ZM175 152H176V151H175ZM185 152H186V151H185ZM197 152H199V151H197ZM207 152H208V151H207ZM13 153H14V152H13ZM31 153H32V152H31ZM56 153H57V152H56ZM62 153H63V151H62ZM66 153H67V152H66ZM80 153H82V152H80ZM99 153H100V152H99ZM118 153H119V152H118ZM121 153H122V152H121ZM121 153H120V154H121ZM151 153H152V152H151ZM180 153H181V152H180ZM195 153H196V152H195ZM202 153H203V152H202ZM231 153H232V152H231ZM18 154H19V153H18ZM78 154H79V153H78ZM88 154H86V155H88ZM90 154H92V153H90ZM90 154H89V155H90ZM110 154H111V153H109V155L106 157L107 159L109 158ZM112 154H111V156H113ZM130 154H131V153H130ZM130 154H129V155H130ZM142 154H143V152H142ZM145 154H146V153H145ZM182 154L185 155L184 152H183ZM182 154H180V155H182ZM189 154H190V153H189ZM189 154H186V155H189ZM198 154H199V153H198ZM207 154H208V153H207ZM66 155H68V157L65 156V153H64V156L67 157V159H70V158H71V157L69 158V154H68V153H67ZM82 155H83V154H82ZM82 155H81V156H82ZM100 155H104V154L101 153ZM106 155H107V154H106ZM115 155L117 156V154H115ZM115 155H114V156H115ZM146 155H148V154H146ZM174 155H175V153H174ZM180 155H179V156H180ZM192 155L195 156V154H193V153H192ZM196 155H197V154H196ZM204 155L206 156V154H204ZM204 155H203V156H204ZM262 155H263V154H262ZM90 156H92V155H90ZM93 156H94V154H93ZM116 156H115V157H116ZM166 156H168V155L166 154ZM172 156H173V154L171 155V157H172ZM190 156H191V155H190ZM190 156H189V157H190ZM224 156H225V155H224ZM95 157H97V156L95 155ZM118 157H119V156H118ZM139 157H140V156H139ZM173 157H175V156H173ZM176 157H178V155H177ZM182 157H183V156H182ZM182 157H180V158L182 159ZM186 157H187V156H186ZM200 157H201V155H200ZM57 158H56V159H57ZM103 158H104V157H103ZM111 158H113V157H111ZM184 158H185V157H184ZM184 158H183V159H184ZM192 158H193V157H192ZM195 158H196V157H195ZM197 158H198V157H197ZM52 159H53V158H52ZM58 159L60 160V158H58ZM64 159L66 160V158H63V160H64ZM73 159H74V158H73ZM109 159H110V158H109ZM114 159H115V158H114ZM116 159H117V158H116ZM174 159H175V158L164 159V160L162 161V163L160 164V166H158V167H159V168H158V172L156 173V171L154 170L155 173H156L155 175L153 174V175H151L150 177H146V178H148V179H145L144 177H143V178H144L146 181H147V180H153V181H155L154 179H156L157 177H160V179H162V177H165V176H168V175L172 174V173H171V172H172V169H170V166H174V165H172L173 162H174L175 160H178L179 158H178V159H175V160H174ZM188 159H189V158H188ZM39 160H41L42 162L39 161ZM71 160H72V159H71ZM71 160H69V161H71ZM74 160H75V159H74ZM112 160H113V159H112ZM112 160H110V161H112ZM142 160H143V159H142ZM261 160H264V159H261ZM69 161H68V162H69ZM108 161H109V160H108ZM179 161H180V160H179ZM190 161H191V160H190ZM190 161L187 160V161H186V162H187L186 164H188ZM192 161H193V159H192ZM192 161H191V162H192ZM204 161H205V160H204ZM53 162H55V161H53ZM75 162H77L78 165H79V163H80V161H79V163H78L77 160H76ZM156 162H157V161H156ZM156 162H154V163H156ZM202 162H203V161H202ZM82 163H83V161H82ZM98 163H100V162H98ZM134 163H135V162H134ZM174 163H176V162H174ZM45 164H46V163H45ZM45 164H44V165H45ZM51 164H52V163H51ZM59 164H60V163H59ZM61 164H62V163H61ZM66 164H69V163L66 162ZM71 164H74V162L71 163ZM84 164H85V163H84ZM84 164H81L80 166H77L76 169L79 168V167H82V166L85 167ZM138 164H139V163H138ZM182 164H183V163H182ZM182 164H181V165H182ZM190 164L192 165V163H190ZM190 164H188L189 167L191 166ZM219 164H221V163H219ZM54 165L57 166V163L55 162ZM62 165H63V164H62ZM69 165H70V164H69ZM176 165H177V163H176ZM178 165H179V164H178ZM181 165H179V166H181ZM184 165H185V163H184ZM193 165H194V164H193ZM56 166H55L54 168H56ZM59 166L61 167V165H59ZM73 166H76V165H73ZM179 166H178V167H179ZM186 166H187V165H186ZM259 166H260V165H259ZM71 167H72V166H71ZM127 167H128V166H127ZM181 167H182V166H181ZM214 167H216V166H214ZM35 168L37 169V167H35ZM61 168H62V167H61ZM116 168H117V167H116ZM125 168H126V167H125ZM125 168H124V170H125ZM171 168H176V167H171ZM184 168H185V167H184ZM186 168H187V167H186ZM186 168H185V169H186ZM255 168H256V167H255ZM261 168H262V167H261ZM44 169H45V167H44ZM56 169H57V168H56ZM62 169H63V168H62ZM76 169H75V167H74V170H76ZM113 169L116 170L115 167H114ZM140 169H142V168H140ZM143 169H144V168H143ZM209 169H211V168H209ZM213 169H215V168H213ZM258 169H259V168H258ZM50 170H52V169H50ZM68 170H70V169H68ZM79 170H80V169H79ZM81 170H82V169H81ZM103 170H104V169H103ZM110 170H111V169H110ZM110 170H109V171H106V172H110ZM124 170H123V171H124ZM176 170H178V169L176 168ZM180 170H181V169H179L178 171H180ZM60 171H61V170H60ZM64 171H66V170H64ZM64 171H61V172H64ZM71 171H72V174L75 173V171H73L72 169H71ZM100 171H101V170H100ZM100 171H99V172H100ZM123 171H122V172H123ZM154 171H153V172H154ZM183 171H184V169H183ZM189 171H190V170H189ZM189 171H188V172H189ZM207 171H209V170L207 169ZM253 171H254V170H253ZM255 171H256V170H255ZM58 172H59V171H58ZM93 172H94V171H93ZM93 172H91V173H93ZM95 172H96V171H95ZM120 172H121V171H120ZM120 172H119V174H120ZM125 172H126V170H125ZM142 172H143V171H142ZM151 172H152V171H151ZM153 172H152V173H153ZM173 172H175V169L173 170ZM37 173H38V172H37ZM54 173H55V172H54ZM68 173H69V172H68ZM176 173H177V172H176ZM179 173H180V172H179ZM206 173H207V172H206ZM208 173H209V172H208ZM208 173H207V174H208ZM39 174H41V176H43V175H42V171H41V173L39 172ZM39 174H37V175H39ZM63 174H64V173H63ZM70 174H71V173H70ZM76 174H77V172H76ZM89 174H90V173H89ZM107 174H108V173H107ZM126 174H127V173H126ZM140 174H141V173H140ZM146 174H147V173H146ZM148 174H150V172H148ZM148 174H147V175H148ZM181 174H182V173H181ZM185 174H187V172H186ZM223 174H224V173H223ZM260 174H261V173H260ZM0 175H1V174H0ZM32 175H33V174H32ZM120 175H122V174H120ZM156 175H157V176H156ZM202 175H204V174H202ZM224 175H225V174H224ZM224 175H222V176H224ZM249 175H250V174H249ZM33 176H34V175H33ZM35 176H36V173H35ZM41 176H40V177H41ZM138 176H140V175H138ZM144 176H145V175H144ZM175 176H176V175H175ZM175 176H174V179L178 178L177 176H176V178H175ZM184 176H185V175H184ZM37 177H38V176H37ZM37 177L35 178L36 180H37ZM81 177H82V176H81ZM136 177H137V176H136ZM140 177H142V176H140ZM140 177H139V178H140ZM179 177H180V175H179ZM225 177H227V175L224 176V178H225ZM246 177H247V176H246ZM43 178H44V176H43ZM122 178H123V177H122ZM165 178H166V177H165ZM165 178H164V179H165ZM234 178H235V177H234ZM237 178H239L238 175H237ZM241 178H242V177H241ZM244 178H245V176H244ZM253 178H254V177H253ZM255 178H256V176H255ZM257 178H258V175H257ZM260 178H263V175H262V177H260ZM260 178H259V179H260ZM30 179H31L30 177L28 178V177H26V176H23V177H21L19 180L7 179L8 181H6V180L4 181V180H3L2 182H6V185L8 184V186L10 185V184H9V182H10V183L13 184V185H17V187H18V185H19V187H20V185L22 186V185L25 183V181L30 180ZM39 179H40V178H39ZM160 179H159V180H160ZM167 179H168V178H167ZM169 179H170V178H169ZM174 179H173V180H174ZM198 179H199V178H198ZM231 179H232V178H231ZM0 180H1V179H0ZM40 180H42V179H40ZM115 180H116V178H115ZM123 180H124V178H123ZM123 180H122V182H123ZM135 180H136V179H135ZM145 180H144V181H145ZM159 180H158V181H159ZM162 180H163V179H162ZM170 180H171V186H172V179H170ZM177 180H178V179H177ZM179 180H180V179H179ZM241 180L245 182V180H243V179H241ZM262 180H263V179H262ZM37 181H39V180H37ZM153 181H152V182H153ZM156 181H157V180H156ZM158 181H157V182H158ZM160 181H161V180H160ZM165 181H166V180H165ZM237 181H239V180H237ZM242 181H241V182H242ZM248 181H249V180H248ZM251 181H252V179H251ZM258 181H259V180H258ZM2 182H1V184H0V187L3 188L2 190L6 189V193H7V189H8V188H4L5 185H4V183L2 184ZM29 182H30V181H29ZM112 182H115V181H112ZM134 182H135V181H134ZM150 182H151V181H150ZM152 182H151V183H152ZM162 182H163V181H162ZM166 182H167V181H166ZM169 182H170V181H169ZM173 182H174V181H173ZM246 182H247V181H246ZM252 182H253V181H252ZM33 183H34V182H33ZM104 183H105V182H104ZM148 183H149V182H148ZM158 183H159V182H158ZM167 183H168V182H167ZM191 183H192V182H191ZM216 183H217V185H218V182H216ZM223 183H225V182H223ZM234 183H236V181H235ZM34 184H35V183H34ZM115 184H116V183H115ZM146 184H147V183H145V185H146ZM163 184H165V183L163 182ZM163 184H161V185H163ZM176 184H177V183H176ZM176 184H175V185H176ZM221 184H222V181H221ZM238 184H239V183H238ZM241 184H242V183H241ZM243 184H244V183H243ZM247 184H248V183H247ZM254 184H255V183H254ZM259 184H260V183H259ZM262 184H263V183H262ZM108 185H109V184H108ZM166 185H170V183H169V184H165V186H166ZM175 185L173 184V186H175ZM208 185H209V184H208ZM211 185H212V184H210V186H211ZM214 185L217 187L216 184H214ZM224 185H225V184H224ZM232 185H236V184H232ZM232 185H231V187H232ZM252 185H253V184H252ZM25 186H26V185H25ZM74 186H75V185H74ZM77 186H79V185H77ZM116 186H117V185H116ZM118 186H119V185H118ZM132 186H133V185H132ZM153 186H155V185L153 184ZM189 186H190V185H189ZM192 186H193V185H192ZM219 186H220V183H219L218 187H219ZM244 186H245V185H244ZM263 186H264V185H263ZM9 187H10V186H9ZM14 187H15V186H14ZM22 187H24V185H23ZM27 187H28V186H26V187H24V188L27 190V189H28ZM59 187H60V186H59ZM109 187L111 188V187H112V184H111ZM156 187H157V185H156ZM167 187H168V186H167ZM169 187H170V186H169ZM195 187H196V186H195ZM216 187H215V189H216ZM222 187H223V186H222ZM222 187H221V190H222ZM226 187H227V186H226ZM234 187H235V186H234ZM10 188H11V187H10ZM12 188H13V186H12ZM15 188H16V187H15ZM29 188H30V186H29ZM31 188H32V186H31ZM99 188H100V187H99ZM107 188H108V186H107ZM113 188H115V187H113ZM113 188H112V189H113ZM125 188H126V187H125ZM143 188H145V190H146L148 187L146 188V186H145V187H143ZM149 188H151V185H150ZM192 188H193V187H192ZM213 188H214V187H213ZM242 188H244V187H242ZM253 188H254V187H253ZM16 189H17V188H16ZM20 189H23V188L20 187ZM105 189H106V188L103 189V192L105 191ZM112 189H111V190H112ZM226 189H227V188L224 187V190H226ZM237 189H238V188H237ZM239 189H240V188H239ZM239 189H238V190H239ZM246 189H247V188H246ZM254 189H255V188H254ZM256 189H257V187H256ZM18 190H19V189H18ZM29 190H31V189H29ZM33 190H34V187H33ZM35 190H37V189H35ZM35 190H34V191H35ZM61 190H62L63 192H66V189L63 188V187L61 188ZM96 190H97V191H100L99 189H95L94 191L96 192ZM111 190H110V191H111ZM113 190H114V189H113ZM135 190H136V188H135ZM138 190H139V189H138ZM192 190H193V189H192ZM219 190H220V189H219ZM251 190H252V189H251ZM251 190H250V192H252ZM0 191H1V189H0ZM8 191H9V190H8ZM20 191H21V190H20ZM31 191H32V190H31ZM94 191H93L92 193H94ZM108 191H109V190H107V191H105V192L107 193ZM116 191H117V190H116ZM167 191H168V190H167ZM170 191H171V190H170ZM241 191H242V189H241ZM246 191H247V190H246ZM253 191H254V190H253ZM259 191H260V190H259ZM259 191H258V192H259ZM3 192H5V191H3ZM3 192H2V193H3ZM12 192H13V190H12ZM21 192H23V191H21ZM24 192H25V191H24ZM103 192H102V193H103ZM105 192H104V193H105ZM112 192H113V191H112ZM134 192H135V191H134ZM152 192H154V195H156L155 197H156L157 199H159V200H162V199L164 198V195H163V194H164V193H167V192H166V188L163 187V186H160V187H159V185H158V188H154V189H152ZM206 192H207V191H206ZM214 192H215V191H214ZM220 192H221V191H220ZM223 192H224V191H223ZM238 192H239V191H238ZM238 192H236V190H235V191H231V192L228 193V194H229V195H236V194L239 195ZM255 192H256V191H255ZM25 193H26V192H25ZM33 193H34V192H33ZM35 193H36V191H35ZM35 193H34V194H35ZM102 193H101V194H102ZM109 193H110V192H109ZM144 193H145V192H144ZM186 193H187V192H186ZM204 193H205V192H204ZM207 193H208V192H207ZM210 193H211V192H210ZM241 193H242V192H240V194H241ZM4 194H5V193H4ZM9 194H10V193H9ZM96 194H97V193H96ZM101 194H100V195H101ZM107 194H108V193H107ZM107 194H106V195H107ZM114 194H115V192H113V195H114ZM118 194H119V193H118ZM142 194H143V193H142ZM149 194H150V193H149ZM149 194H147V195H149ZM202 194H203V193H201V195H202ZM205 194H206V193H205ZM212 194H213V193H212ZM12 195H13V194H12ZM29 195H30V194H29ZM32 195H33V194H32ZM100 195H99V196H100ZM102 195H103V194H102ZM132 195H133V194H132ZM168 195H169V194H168ZM203 195H204V194H203ZM213 195H214V194H213ZM7 196H8V195H7ZM9 196H11V195H9ZM64 196H65V194H64ZM80 196H81V195H80ZM93 196H94V195H93ZM95 196H96V195H95ZM95 196H94V198H95ZM103 196H105V195H103ZM108 196H111V195H108ZM141 196H142V195H141ZM150 196H151V195H150ZM3 197L5 198V196H3ZM13 197H14V196H12V198H13ZM28 197H29V196H28ZM30 197H31V196H30ZM32 197H33V196H32ZM100 197H101V196H100ZM146 197H148V196H146ZM146 197H145V198H146ZM151 197L153 198V196H151ZM190 197H191V196H190ZM227 197H228V196H227ZM19 198H20V197L16 196V201H18ZM77 198H78V197H77ZM91 198H92V197H91ZM108 198H109V197H108ZM141 198H142V197H141ZM145 198H144V199H145ZM152 198H151V199H152ZM175 198H176V197H175ZM194 198H195V197H194ZM204 198H206V197H204ZM211 198H212V197H211ZM80 199H83V198L80 197ZM84 199H85V198H84ZM164 199H165V198H164ZM172 199H174V198H172ZM191 199L194 200L193 198H191ZM212 199H213V198H212ZM132 200H133V199H131V201H132ZM135 200H136V199H135ZM184 200H185V199H184ZM196 200H199V198L196 199ZM203 200L206 201V199H203ZM203 200H202V201H203ZM208 200H210V199L208 198ZM67 201L72 202V199H71L70 196H67ZM131 201H130L129 203H130V204H134L133 202L131 203ZM137 201H138V200H137ZM137 201H136V202H137ZM149 201H150V200H149ZM152 201H153V199H152ZM155 201H156V200H155ZM186 201H188V200L186 199ZM202 201L200 200V203H201ZM79 202H80V201H79ZM144 202H145V201H144ZM183 202L185 203V201H183ZM198 202H199V201H198ZM260 202H261V201H260ZM82 203H83V202H81L80 204H82ZM88 203H89V202H87L86 204H88ZM145 203H146V202H145ZM145 203H144V204H145ZM148 203H149V202H148ZM148 203H147V204H148ZM186 203H187V202H186ZM186 203H185V204H186ZM204 203H205V202H204ZM250 203H251V202H250ZM256 203H258V202H256ZM29 204H31V203L28 202V205H29ZM86 204L84 205V207H86ZM177 204H178V203H177ZM180 204H181V203H180ZM192 204H193V202H192ZM198 204H199V203H198ZM69 205H70V203H69ZM82 205H83V204H82ZM82 205H81V207H82ZM89 205H90V204H89ZM127 205H129V204H127ZM127 205H126V206H127ZM172 205H173V204H172ZM172 205H171V204H166L165 206H167V207L169 208V211H170V209L173 208ZM178 205H179V204H178ZM239 205H240V204H239ZM242 205H243V204H242ZM250 205H251V204H250ZM259 205H260V204L258 203V206H259ZM262 205L264 206V203H263ZM71 206H73V204H72ZM87 206H88V205H87ZM126 206H125V207H126ZM129 206H130V205H129ZM174 206H175V205H174ZM176 206H177V205H176ZM180 206H181V205H180ZM186 206H187V205H185V208H186ZM193 206H194V205H193ZM193 206H189V207L192 208ZM197 206H198V205H197ZM260 206H261V205H260ZM260 206H259V207H260ZM105 207H107V211L110 210V211L108 212V218H109L111 221H114V220L111 219V217H114L113 206L108 204V205H105ZM127 207H128V206H127ZM162 207H163V206H162ZM162 207H161V208H162ZM219 207H220V206H219ZM227 207H228V209H229V205H228ZM227 207H226V208H227ZM238 207H239V206H236V205H235V208H234V209H237ZM254 207H255V206H254ZM14 208H15V207H14ZM72 208H73V207H72ZM86 208H87V207H86ZM128 208H129V207H128ZM146 208H147V207H146ZM174 208H177V207H174ZM178 208H179V207H178ZM182 208H183V207H182ZM182 208H181V209H182ZM187 208H188V206H187ZM199 208H200V206H199ZM220 208L222 209L223 207H220ZM230 208H233V207H230ZM245 208H246V207H245ZM251 208L253 209V207H251ZM70 209H71V208H70ZM154 209H155V208H154ZM60 210H61V209H60ZM127 210H128V209H127ZM165 210H167V209L165 208ZM173 210H174V209H173ZM19 211H20V209H19ZM68 211H69V210H68ZM82 211H83V209H82ZM97 211H99V210H96V212H95L96 214H97ZM160 211H161V210H160ZM176 211H177V210H176ZM217 211H219V210H217ZM217 211H216V212H217ZM223 211H224V210H223ZM230 211H231V210H230ZM230 211H229V212H230ZM237 211H239V210L237 209ZM240 211H241V210H240ZM72 212H73V211H72ZM164 212H165V211H164ZM221 212H222V211H221ZM231 212H232V211H231ZM233 212H234V210H233ZM74 213H75V212H74ZM74 213H73V214H74ZM95 213L93 212L91 216H94V215L96 216ZM98 213H99V212H98ZM166 213H167V212H166ZM172 213H173V212H172ZM66 214H67V213H66ZM80 214H81V213H80ZM198 214H199V213H198ZM206 214H207V213H206ZM206 214H205V215H206ZM210 214H212V213H210ZM216 214H217V213H216ZM78 215H79V214H78ZM229 215H230V214H229ZM95 216H94V219L97 218V217H95ZM196 216H197V215H196ZM202 216H204V215H202ZM202 216H201V217H202ZM216 216H218V215H216ZM69 217H70V216H69ZM60 218H61V217H60ZM70 218H71V217H70ZM76 218H77V217H76ZM217 218H218V217H217ZM219 218H220V217H219ZM248 218H249V217H248ZM62 219H64V217H62ZM62 219H61V220H62ZM66 219H67V218H66ZM68 219H69V218H68ZM103 219H104V218H101V220L95 225V227L92 229V231L89 232L88 236H86V238H83V239H84L83 244H79V243L77 242L78 237H80V236H76L74 233L70 232V233L68 234V238H69L70 240H72V241L75 242V248H74L73 250H71L70 252H67V253H66V252H62L60 249H57V250H54V251L49 250V249H48L49 244H48L47 242L44 241L41 245H35V248H32V249L28 250L27 253H28V254H31L32 256H36V258H37V257L44 258V259L46 260V261L44 260L45 263H47V262L50 263V262H52V261H55L54 259H58V257H61V256H62V254H68V255H71V256H73L74 254H77V255L79 256V259L75 261L77 264H82V263H84V262H86L87 264H105V263H103V259H102L103 255L105 254V249H104V247L102 246V241H103V239H104V237H105V235H106L107 233H106V231H105L104 226H102V221H103ZM201 219H202V218H201ZM201 219H198V220L200 221ZM235 219H236V218H235ZM252 219H255V222L257 221L258 223H262V224H264V217H254V216H253ZM84 220H85V219H84ZM128 220L131 221V220H134V219H132V217L129 216V217H128ZM213 220H215V219H213ZM58 221L60 222V220H58ZM67 221H68V220H67ZM67 221H66V222H67ZM81 221H82V220H81ZM201 221H202V220H201ZM192 222H193V221H192ZM195 222H197V220H196ZM203 222L205 223V222H208V221L205 220V221H203ZM9 223H10V221H9L8 218H3V217L0 218V231H1V232L4 231V232H5V233H4L5 236L11 238L14 229H13L12 226H10ZM78 223H79V222H78ZM81 223H84V222L82 221ZM211 223H212V222H211ZM223 223H224V222H223ZM252 223H253V222H252ZM194 224H196V223H193V225H194ZM209 224H210V222H209ZM255 224H256V223H255ZM43 225H45V224H43ZM82 225L84 226V224H82ZM173 225H175V224H173ZM196 225H197V224H196ZM196 225H194V226H196ZM200 225H202V224H200ZM200 225H199V227H200ZM217 225H218V224H217ZM46 226H47V225H46ZM48 226H49V225H48ZM169 226H170V225H169ZM191 226H192V224H191ZM202 226H203V225H202ZM213 226H214V225H213V223H212V227H213ZM215 226H216V225H215ZM52 227L54 228V225H53ZM74 227H75V226H74ZM77 227H78V226H77ZM161 227H162V226H161ZM186 227H187V226H186ZM189 227H190V225H189ZM192 227H193V226H192ZM197 227H198V226H197ZM203 227H204V226H203ZM205 227H206V225H205ZM207 227L209 228V226H207ZM228 227H229V226H228ZM231 227H232V226H231ZM71 228H72V227H71ZM177 228H178V226H177ZM179 228H180V227H179ZM182 228H183V226H182ZM195 228H196V227H195ZM232 228H233V227H232ZM232 228H231V229H227V230H226V233H230V232L232 231ZM62 229H63V228H62ZM85 229H86V228H85ZM180 229H181V228H180ZM186 229H187V228H186ZM192 229H193V228H192ZM215 229H216V228H215ZM233 229H234V228H233ZM72 230H73V229H72ZM216 230H217V229H216ZM218 230H219V229H218ZM222 230H223V229H222ZM236 230H237V228H236ZM16 231H17V230H15V232H16ZM43 231H44L43 233H45L46 231L49 232V229H48V230L46 229V231H45V229H44ZM176 231H178V230H176ZM179 231H180V230H179ZM185 231H186V230H185ZM188 231H189V229H188ZM191 231H192V230H191ZM183 232H184V231H183ZM202 232H203V231H202ZM202 232H201V233H202ZM235 232H236V231H235ZM78 233H79V232H78ZM193 233H195V231H193ZM197 233H198V232H197ZM212 233H213V232H212ZM222 233H223V232H222ZM203 234H204V233H203ZM207 234H208V232L206 231V235H205V236H207ZM79 235H80V234H79ZM159 235H160V234H159ZM198 235H199V234H198ZM236 235H237V234H236ZM257 235H258V234H257ZM27 236H28V235H27ZM157 236H158V235H157ZM157 236H156V238H157ZM199 236H200V235H199ZM201 237H202V236H201ZM213 237H215V236L213 235ZM216 237H218V236L216 235ZM236 237H237V236H236ZM236 237H235V238H236ZM123 238H124L123 241L125 242V240L127 239L126 236H125V237L123 236ZM187 238H188V237H187ZM187 238H186V239H187ZM205 238H206V237H205ZM208 238H209V237H208ZM226 238H227V237H226ZM229 238H230V237H229ZM136 239H137V238H136ZM178 239H179V238H178ZM195 239H196V238H195ZM1 240H2V238H1V235H0V241H1ZM137 240H138V239H137ZM139 240H142V239L140 238ZM181 240H182V239H180V241H181ZM189 240H190V238H189ZM224 240H225V239H224ZM231 240H232V239H231ZM237 240H238V237H237ZM153 242H154V241H153ZM233 242H234V241H233ZM144 243H145V242H144ZM150 243H151V242H150ZM162 243H163V242H162ZM198 243L200 244V242H198ZM198 243H197V244H198ZM204 243H205V242H204ZM159 244H160V243H159ZM159 244H158V245H159ZM171 244H172V243H171ZM176 244H177V243H176ZM197 244H196V245H197ZM208 244H209V243H208ZM232 244H233V243H232ZM150 245H151V244H150ZM160 245H161V244H160ZM166 245H169V244H166ZM4 246H5V243L2 244V245L0 244V253H1V251H2V249H3ZM14 246H15V245H14ZM164 246H165V245H164ZM171 246H173V245H171ZM175 246H176V245H175ZM182 246L184 247V245H182ZM182 246H179V247L177 246L176 249H174V248H173V249H172V248H171V249H170V248L167 249V247L165 246L166 249H167V252L164 253V257H165V256H168L167 258H170V259H168L167 261H170L171 258L176 259L175 257H177L178 260L181 261L180 256H181V257L184 256V257H182V259H183V258H185V256L188 257L189 254H190L191 252H194V251H195L194 249H193V251H191V250L189 249V250L191 251V252L189 253V250L187 251L186 249H187V248H190V246H189V247H187V246L184 247L185 249L182 248ZM232 246H233V245H232ZM17 247H18V246H17ZM20 247H21V245H20ZM149 247L152 248V246H149ZM153 247H154V246H153ZM155 247H156V246H155ZM191 247H193V246H191ZM229 247H230V244H229ZM124 248H126V247H124ZM129 248H131V250H132V247H129ZM141 248H143V247H141ZM151 248H150V249H151ZM159 248H161V247L159 246ZM162 248H164V247H162ZM127 249H128V248H127ZM143 249H144V248H143ZM150 249H148L149 252L151 251ZM152 249L154 250V248H152ZM155 249H156V248H155ZM191 249H192V248H191ZM148 250H147V252H148ZM201 250H202V249H201ZM212 250H214V249H212ZM217 250H218V248H217ZM227 250H228V249H227ZM132 251H134V250H132ZM143 251H144V250H143ZM160 251H161V249H160ZM165 251H166L165 249L162 250V252H165ZM198 251H199V249H198ZM198 251H197V252H198ZM205 251H206V249H205ZM205 251H204V252H205ZM208 251L212 252L211 249H209ZM215 251H216V249H215ZM224 251H226V250H224ZM122 252H123V251H122ZM197 252L195 251L194 254H197ZM200 252H201V251H200ZM200 252H199V253H200ZM202 252H203V251H202ZM204 252H203V253H204ZM213 252H214V251H213ZM217 252H218V251H217ZM125 253H126V252H125ZM129 253H130V252H129ZM214 253H215V252H214ZM123 254H124V252H123ZM130 254H131V253H130ZM130 254H129V255H130ZM161 254H162V253H161ZM192 254H193V253H192ZM205 254H208V253H205ZM205 254H204V255H205ZM129 255H128V258H129ZM134 255H135V253H134ZM187 255H188V256H187ZM190 255H191V254H190ZM200 255H202V254H200ZM220 255L222 256L221 253H220ZM229 255H230V254H229ZM113 256H114V253H113ZM120 256H122V255H120ZM125 256H126V255H125ZM131 256H132V255H131ZM161 256L163 257V255H161ZM178 256H179V257H178ZM191 256H192V255H191ZM211 256H212V255H211ZM64 257H65V256H64ZM64 257H62V258L64 259ZM111 257H112V256H111ZM111 257H110V254H109V261L111 260V259H110ZM114 257L116 258V255H115ZM134 257H135V256H134ZM142 257H143V256H142ZM142 257H141V259H142ZM162 257L160 258V254H159L160 261H161L162 259H164V257H163V258H162ZM189 257H190V256H189ZM205 257H206V256H205ZM205 257H204V258H205ZM62 258H61V259H62ZM65 258L67 259V257H65ZM118 258H119V257H118ZM124 258H125V257H124ZM130 258H131V257H130ZM159 258L157 257V260H159ZM167 258H165V259H167ZM179 258H180V259H179ZM202 258H203V257H202ZM204 258H203V259H204ZM207 258H208V257H207ZM214 258H215V257H214ZM233 258H234V257H233ZM68 259H69V257H68ZM107 259H108V258H107ZM116 259H117V258H116ZM154 259H155V258H154ZM185 259H186V258H185ZM185 259H184V261H185ZM191 259H192V258H191ZM205 259H206V258H205ZM211 259H212V257H211ZM34 260H35V259H34ZM123 260H124V259H123ZM128 260H129V259H127V260H125V261H128ZM176 260H177V259H176ZM176 260H175V261H176ZM226 260H227V259H226ZM57 261H58V260H56L55 262H57ZM62 261H63V260H62ZM111 261H113V260H111ZM118 261H120V260L118 259L117 262H118ZM152 261H153V260H152ZM152 261H150V262H152ZM162 261H163V260H162ZM162 261H161V262H162ZM179 261H178V262H179ZM186 261H188V260H186ZM198 261H199V260H198ZM201 261H202V260H201ZM209 261L211 262V260H209ZM220 261H221V260H220ZM105 262H106V260H105ZM157 262H158V261H157ZM165 262H166V260L164 261V263H165ZM173 262H174V261L172 260V263H171V264H173ZM181 262L183 263V261H181ZM196 262H197V261H196ZM205 262H206V260H204V263H205ZM109 263H111V262H109ZM114 263H115V262H114ZM164 263H163V264H164ZM169 263H170V262H169ZM184 263H185V262H184ZM184 263H183V264H184ZM201 263H202V262H201ZM19 264H28V262H27V258H21V259L19 260ZM116 264H117V263H116ZM125 264H126V263H125ZM148 264H149V263H148ZM152 264H154V263L152 262ZM161 264H162V263H161ZM165 264H166V263H165ZM176 264H177V262H176ZM186 264H187V263H186ZM193 264H194V263H193ZM196 264H197V263H196ZM198 264H199V263H198ZM206 264H208V262H207Z\"/></svg>",
    "mask_w": 264,
    "mask_h": 264
}]
</instances>
